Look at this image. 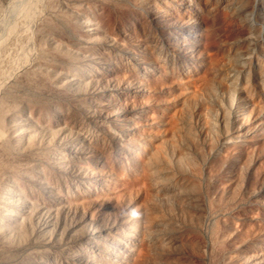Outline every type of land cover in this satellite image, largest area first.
<instances>
[{"label":"rangeland","instance_id":"1","mask_svg":"<svg viewBox=\"0 0 264 264\" xmlns=\"http://www.w3.org/2000/svg\"><path fill=\"white\" fill-rule=\"evenodd\" d=\"M3 2L1 3V4H3L2 6L4 7V8H7L6 7V5H8L9 3H11V2H13V0L11 1V2H9V0H2ZM47 1H48V3H47ZM45 3H44V7H45V5L47 6L46 8H43L42 6L43 5H41V6H38V7H40L41 9H38L39 10V12L37 11V15H36V17L32 20V22H30L29 23V28H27L28 29V32H29V34L31 35V37L27 40V41H29L30 43H28L27 41H23V43L24 44H22V41H20L19 42V45H24L23 47H22V45L21 46H19V51H18V56H17V54H16V56H15V54L14 53H16V52H14V53H12V54H10L9 56H7V57H5V58H3L2 59V61H3V63L1 64L0 63V65L2 66V68H3V70L0 68V70L1 71H3L4 73H5V75H0V80L2 79V82L3 83H5V84H10V85H5V87L7 88V90L8 89H10V88H13V85H14V82H16V81H19V79H20V81H19V84L17 85V87H15V88H13V89H11L10 91L8 90V91H6V89L4 90V91H2L5 87L4 86H2L3 85V83L2 84H0V102L1 101H3V100H6V101H8V102H6V104H8L7 105V114H6V119H4V128L3 127H0V131H3V133L5 134L4 136H5V138L7 139L8 138V140H11V136H12V133H13V130H14V128L15 127H18V128H20V127H22V130H23V128H24V130H28L27 132H30V130H31V132H34V134L35 133H37V134H41L40 136H41V138L44 140L45 139V141H46V143H44L43 142V144L41 145V147L39 148V150H37V152H35L33 155H30L29 153H28V150L26 149V147H25V145L24 146H20V145H16V148L18 147V149L19 150H17L19 153H17L18 154V156H19V158L17 159V157H15V156H12V155H10V156H8V155H3V154H1L0 153V165H2V168H0V217L2 218H0V264H78V256H80L77 252H79V251H77V249H76V247L78 248V246L80 247L81 246V248L84 246V245H88V247H89V245L90 244H88L87 242H89V241H91V237H92V239L95 237V238H105L104 236H106V232L107 233H109V236H111L112 237V239H111V245L113 244V243H115L116 244V242H114V240H113V238H114V236L115 237H117V238H119V237H122L123 236V234H124V231H125V233H126V230H129L130 228H131V218H132V216H135V214H136V212H138V209H139V203H138V197H137V199H136V197H135V195L133 194L134 193V191H136V189L135 188H132V186H130L129 185V187H127L126 185H114L115 184V180H117V178L118 179H120L121 178V174L119 175V170L117 171H115V170H113V171H111V169H109L108 167H104V160L106 159V157H104V156H106V154L104 153V152H102V150H99V149H95V146L93 147V139H94V137L95 138H102V136H104V135H113V138H106L107 136H104L103 137V139H105L106 140V142H107V144H106V142H105V140L103 141H101V143L102 142H104V147H107V146H109V149L111 150L112 149V152L114 153V151L116 152V153H118V151H119V153H120V150H118V149H120V146L121 145H125V146H129V144H130V141H131V144L134 142V141H138V139L139 140H142L143 139V137H144V135H145V133H146V130H144V133H142L141 135H140V133H141V131H143V129H147L148 128V126L150 125V118L149 117H151V116H149L150 115V113H153V111L151 110V111H149V110H147V116H146V111H143V110H141L140 108H138V107H136L137 105H135L136 104V102L134 101V100H137L138 98H139V88H140V84H141V86L144 84V83H148V82H150V84H151V81L153 82L157 77H155V79H154V76H157L158 75V77H162V80H163V82L164 81H166V82H164L167 86H168V84H171L170 83V81L172 82L173 81V79H171L172 77L170 76H168L169 74H171V75H173V71H172V69H170V66L173 68V63L174 64H177V68H174V69H176L175 71H174V73L175 72H177V73H181V77H183L182 78V80H180L181 82L183 81V83H186V85L188 84V83H191V81H195L196 80V83L197 84H195V82L193 83V88L192 89H194V90H191V92L192 91H197V89H198V93L197 92H195V93H197L196 95H198L197 97L199 98V97H201V99L205 102H202L201 100H200V98L198 99V98H196V99H198L197 101V104H194L196 107V109H194V107L193 108H191L192 106H194V105H192L190 108H188V109H190V111L192 112V111H194L193 113H191V112H189L188 110V118L191 116V114L193 115L192 117V119L191 118H189L191 121L192 120H194V122H193V129L195 130V132H194V134H195V136H196V134H197V136L195 137V143L193 144V145H191L190 143H187L188 141H185L187 144H186V147L184 148V144L182 143V145H184L183 146V149H184V154H186L185 152H187V154L186 155H188V153H190L188 156H190V157H192L193 159H194V157H195V159L193 160L194 161V164H195V162H196V160H197V166L198 167H200L199 168V170H202L201 171V173H202V176H200V177H202L203 178V180H201V185H202V187H201V192H203L204 191V189H205V191H204V196L203 197H205V196H207L208 194H205V192L206 193H208V189H210V196L212 197L211 199L213 200V199H215V198H217L218 200H219V198H220V192H218L217 190V192L216 191H214L215 190V188L217 187V186H219V183H218V181H217V177H215V175L213 174V173H215L217 176L220 174V175H222V176H220L219 175V177L220 178H222V181L223 182H225L224 180H226V182L227 183H231V179H230V177L229 176H227V171L225 170V169H223V168H227V164H226V166L225 167H223V168H221V170H220V167H219V165H217L220 161H218V157L220 158L221 157V155H223V154H227V156H228V152L226 153V151L228 150V149H225L228 145V142L225 140V139H223V138H227L228 136H224V132H222V131H220L221 129H220V127L218 126V122H219V120L218 119H220L219 117H220V115H221V113H219V117L218 116H214V114H211V108L213 109L214 108V106H216V107H218V103H217V101H211V93H210V91L208 92V90H207V88H205V87H207L206 85H208V83H206V85L204 84H202L201 82H199L198 83V81L197 80H199L200 78H202V76H201V74H199V73H201V69L200 68H203L202 66H203V64L202 63H198V60L199 59H202L203 60V55H201V53H200V51L201 50H203V47H204V44H205V46H206V42L203 40V38H202V36H201V34L203 35L204 34V31H202V30H205V27H204V23L202 24V22L201 21H203V18H202V15L203 14H205L204 12V10L202 9L203 7L201 6V4H202V2L204 3V1L203 0H201V2L200 1H198V0H194L197 4L196 5H200L201 7H199V5H198V7L202 10V12H201V10L198 8V7H194V6H196V5H194L195 3L193 2V0L191 1V0H188V2L187 1H185V0H176V1H178V2H176V1H173V0H167V2H166V0H150V1H152V2H149L148 1V3H147V1L146 0H144L142 3H144L145 1V4H147V6L145 5V4H138V3H141L140 1H142V0H136V3L135 4H137L135 7H134V5L135 4H133V2L135 1V0H126V2H123V3H125V4H128V2H129V4H131L133 7H130L131 9H133V11H134V15H135V17H140L141 16V19L140 20H142V18H145V20L143 19L142 21L143 22H145V23H147L146 25L147 26H149V27H147L145 24L143 25V22L142 21H139V18L137 19L138 21H136L135 20V22L133 21L132 23H129V25L128 24H126L125 25V27H123L124 29H122L121 30V28H119V26H118V23H117V21L119 22V20H120V18L119 17H121V14L118 12H115V10H114V12H113V10L111 9V10H109V8H108V6L106 7V5H102V6H100L101 4H102V2L103 1H106V0H47ZM50 1V2H49ZM62 3H61V2ZM72 1V2H71ZM108 2H118V4H122V1H124V0H107ZM106 1V2H107ZM155 1H158V2H155ZM163 1V2H162ZM181 1H183V2H181ZM84 2V3H83ZM87 2V3H86ZM169 2H171V4L172 3H175L173 6V8L171 9V10H168V12H169V14L167 15V17L166 16H163L162 14V9L163 10H166L164 7H167V5H170L169 4ZM179 2H181V3H179ZM186 2V3H185ZM206 2H207V0H206ZM64 3V4H63ZM81 3V4H80ZM152 5H151V4ZM155 3H157V4H155ZM164 3H166V4H164ZM194 3V4H193ZM67 4V5H66ZM87 4V6L85 7V5ZM89 4V5H88ZM90 4H92V5H90ZM96 4V5H95ZM5 5V6H4ZM50 5H52V6H50ZM66 5V6H65ZM81 5V6H80ZM139 5H140V7H139ZM143 5V7H141ZM158 5V6H157ZM159 5H161V6H159ZM59 6V7H58ZM70 6V7H69ZM72 6V7H71ZM73 6H74V8H73ZM95 6H97L98 8L97 9H95L96 7ZM155 6V7H154ZM181 6H182V8H181ZM9 7H10V4H9ZM51 7H53L51 10H50V8ZM56 8V10H55V8ZM63 7V8H62ZM68 7V8H67ZM90 7H93V8H91L90 9ZM95 7V8H94ZM100 7H102V13H100L99 11L101 10V8ZM103 7H106L107 9H105V8H103ZM158 7H160V8H158ZM61 8V9H60ZM80 8V9H79ZM88 8V9H87ZM146 8V9H145ZM197 8H198V10H197ZM75 9V10H74ZM83 9V10H82ZM94 9V10H93ZM100 9V10H99ZM106 10V12H105V10ZM135 9H138V10H135ZM161 9V12H159V10ZM175 9V10H174ZM177 9L179 10V11H177ZM184 9V10H183ZM187 9V10H186ZM52 11V12H50V11ZM69 10V11H68ZM81 10H82V12H81ZM140 10V11H139ZM144 10V11H143ZM146 10V11H145ZM183 10V11H182ZM189 10V11H188ZM58 11V12H57ZM93 11H95V12H93ZM104 11V12H103ZM143 11V12H142ZM173 11V12H172ZM175 11H177V12H175ZM180 11H182V12H180ZM74 12V13H73ZM96 12H98V13H96ZM110 12H112V13H117V14H115V15H117L118 16V14H119V16L117 17V18H115V15L113 16V14L111 15V17H107V14L109 15V13ZM142 13V14H140V13ZM152 12H153V15H152ZM187 12V13H186ZM192 12V13H191ZM194 12V13H193ZM40 13V14H39ZM50 13V14H49ZM67 13V14H66ZM88 13V14H87ZM95 13V14H94ZM104 13H106V14H104ZM146 15H145V14ZM156 13H157V15H156ZM161 15H160V14ZM176 13V14H175ZM179 13H182L181 15L179 14ZM44 14V15H43ZM54 14V15H53ZM59 14V15H58ZM64 15V17H66V18H68L69 17V19H72V25L71 24H68L67 25V27H66V23H69V22H66L65 23V21H62V19H61V23H59L60 22V19H59V22H57L58 20V18H59V16L60 17H62V15ZM74 14V15H73ZM91 14V15H90ZM93 14V15H92ZM98 14V15H97ZM138 14H140V15H138ZM175 16V17H172L173 15ZM178 14V15H177ZM193 14V15H192ZM196 14V15H195ZM202 14V15H201ZM246 14V13H245ZM247 14H249V12L247 13ZM246 14V15H247ZM67 15V16H66ZM84 15H86L87 17H89L90 18V16H91V18L89 19V18H87V17H85ZM96 15L98 16L97 18H95L96 17ZM101 15V17H102V21H101V18L99 17ZM103 15H106L105 17H107V19L106 18H104V16ZM138 15V16H137ZM143 15V16H142ZM149 15H151V16H149ZM169 15H172V16H169ZM180 15V16H179ZM185 15V16H184ZM187 15L190 17V15H191V19L189 18V17H187ZM206 15V14H205ZM205 15H203V16H205ZM246 15H243V16H246ZM250 15V14H249ZM248 15V16H249ZM46 16V17H45ZM49 16V17H48ZM74 16V17H73ZM95 16V17H94ZM153 16V17H152ZM168 16H169V18H168ZM177 16H179V17H177ZM184 16V17H183ZM198 16H200V17H198ZM38 17V18H37ZM41 18V21H40V18ZM149 17V18H148ZM165 17H166V19H165ZM250 17V18H249ZM248 18V20H250L251 19V15L249 16ZM37 18V19H36ZM51 18V19H50ZM76 18V19H75ZM95 18V20H93ZM99 18V19H98ZM117 19V20H115V19ZM173 18V19H172ZM175 18H176V20H175ZM188 18V19H187ZM202 18V19H201ZM245 18H247V16L245 17ZM48 19H50V21H52L53 23H55V25L54 26H56L57 28L55 29H50V30H48V29H46V30H44V31H42V33H41V29H42V27H43V22H45V20H47V21H49ZM54 21H53V20ZM82 19H84V20H82ZM103 19L105 20H108V22L105 20V24H104V22H103ZM111 19V20H110ZM156 19V21H154ZM172 19V20H171ZM179 19H181L180 20V22H177V21H179ZM184 19V20H183ZM201 19V20H200ZM10 20H12V19H10ZM57 20V21H56ZM100 22V24H99V22ZM153 20V21H152ZM166 20V21H165ZM172 22H171V21ZM200 20V21H199ZM56 21V22H55ZM71 21V20H70ZM96 21V22H95ZM116 23H115V22ZM150 21V22H149ZM159 21V22H158ZM95 22V23H94ZM101 22H103V24L101 23ZM156 22H158V23H156ZM161 22V23H160ZM170 22V23H169ZM204 22V21H203ZM33 23V24H32ZM43 23V24H42ZM58 23V25H56ZM65 23V24H64ZM81 23V24H80ZM98 25H97V24ZM115 23V24H114ZM154 23V24H153ZM165 23V24H164ZM167 23V24H166ZM180 23V24H179ZM200 23V24H199ZM232 23V22H231ZM235 25H237V24H240V23H235V22H233ZM231 24V26L233 25L234 26V24ZM35 24V25H34ZM62 24H64L63 25V27L62 26H60V25H62ZM91 24V25H90ZM109 24V25H108ZM131 24V25H130ZM135 24V25H134ZM206 24V23H205ZM242 24V25H241ZM240 24V26L239 25H237V26H235L238 30H239V32H238V30L234 27V31L233 30H231V31H233L234 33V35L233 34H230V36H229V38L226 40V38H224L227 42H229L230 44H228L227 46H228V49H229V51H230V53H229V51L227 50V52H228V54H230L231 56H236V58H234V60L236 61L237 59V61H236V63L238 62L239 64L241 63V65H240V68L238 67L237 69H240V70H236L237 72H235L234 71V69L232 68V69H226L225 70V72L226 73H228V75L229 76H227L228 78H229V80H230V83H231V81H233L234 83H236L237 84V86H234L233 87V82L229 85L228 83V86L230 87H228L227 86V88H229V90L226 88V87H222V89L224 88V90H222L223 92H229L230 91V93L232 92L233 93V89H234V91H235V93H233V94H235L236 95V98H235V95L233 96V94L231 93H228V94H230L231 95V97L232 98H230L229 97V100H228V94H227V96L226 97H221V94H222V91H220L221 89V87L219 88V87H217V91H218V94L220 93V97L222 98V100L223 101H221L222 103L221 104H223L222 106L225 108H227L228 110H230V113H231V117H233V119H235V117L237 116L236 115V113H237V111H236V109L238 108L237 106L238 105H236V104H239L240 102H242V94H241V91H242V93L243 94H248L249 95V93L251 92L252 93V91H253V94L252 95H254V97H252L251 98V96L249 97V99H254V100H251V102H255L256 100V102L258 103V105L262 108V106H263V108H264V92H262V91H264V88H263V86L262 85H264V82L262 83V84H260L259 82L260 81H262V80H264V77L263 76H261V75H257V70L260 68V66L262 67V70L264 69V54L262 53V51H264V42L263 43H250L249 42V44L247 43L249 40H247V39H245L244 37L246 36V33H250L251 31L250 30H248L247 28L248 27H244V25H243V23H241ZM78 25V26H77ZM86 25V26H85ZM116 25V26H115ZM138 25H141V26H138ZM159 25V26H158ZM185 25V26H184ZM201 25H203V26H201ZM36 26V27H35ZM60 28H59V27ZM70 26V27H69ZM74 26V27H73ZM91 28H90V27ZM102 26V27H101ZM129 26H131V27H129ZM133 26V27H132ZM144 26H145V29H146V31H148V32H146V33H144L145 32V29H144ZM157 26V27H156ZM229 21H228V29H232L233 27H231L230 26V28H229ZM239 26V27H238ZM27 27H28V25H27ZM38 27H40V28H38ZM68 27H69V29H68ZM73 27V28H72ZM80 27V28H79ZM89 27V28H88ZM104 27V28H103ZM109 27H110V29L112 28L113 29V31H112V29L110 30L109 29ZM118 27V28H117ZM126 27H128V28H126ZM136 27H137V29H136ZM140 27V28H139ZM192 27V28H191ZM38 28V29H37ZM66 28V29H65ZM71 28V29H70ZM76 28V29H75ZM107 28V29H106ZM130 28V29H129ZM138 28H139V30H138ZM152 28H154V29H152ZM178 28V29H177ZM183 28V29H182ZM187 28H190V30L188 29L187 30ZM200 28H201V30H200ZM242 28H244L243 30H245V31H243L242 30ZM29 29H30V31H29ZM32 29V30H31ZM40 29V30H39ZM102 29H104V30H102ZM120 29V30H119ZM174 29V30H173ZM181 29V30H180ZM240 29L242 30V31H240ZM39 30V31H38ZM63 30V31H62ZM82 30V31H81ZM92 30V31H91ZM109 30V31H108ZM115 30V31H114ZM118 30V31H117ZM129 30V31H128ZM141 30H143V31H141ZM150 30V31H149ZM153 30V31H152ZM157 30V31H156ZM167 30V32H165ZM170 32H169V31ZM173 30V31H172ZM183 30V31H182ZM186 30V31H185ZM192 30V32H190ZM37 31H38V33H37ZM57 31V32H56ZM71 31V32H70ZM75 31V32H74ZM105 31H108V33L106 32L105 33ZM112 31V32H111ZM122 31V32H121ZM126 31V32H125ZM134 33H133V32ZM136 31V32H135ZM140 33H139V32ZM161 33H160V32ZM190 33H189V32ZM194 31V32H193ZM237 31V32H236ZM249 31V32H248ZM2 32V30L0 31V33ZM40 32V33H39ZM49 32V33H48ZM55 34H54V33ZM73 32V33H72ZM79 32L81 33V34H79ZM83 32H85L86 34H89V35H86L85 33H83ZM93 32H95V33H93ZM115 32H117L116 34L118 35H114V33ZM156 32V33H155ZM165 32V33H164ZM172 32V33H171ZM176 32V33H175ZM178 32V33H177ZM199 32V33H198ZM229 32H230V30H229ZM242 32H244V33H242ZM103 33V34H102ZM130 33V34H129ZM152 33H154L153 35H157V36H153L152 35ZM159 33L161 34L160 36H159ZM163 33V34H162ZM169 33H171L172 35H174V36H172V35H170ZM181 33L183 34V35H185L184 37H183V35H181ZM242 33V34H241ZM36 36H35V35ZM57 34V35H56ZM67 34V35H66ZM92 34V35H91ZM129 34V35H128ZM137 34V35H136ZM141 34V35H140ZM147 34H151V36H153V37H151L150 35H147ZM181 36H180V35ZM237 34V35H236ZM40 35V36H39ZM44 35H46V36H48V37H46V36H44ZM85 35V36H84ZM91 35V36H90ZM99 35V36H98ZM113 35V36H112ZM139 35V38L137 37ZM143 35V36H142ZM200 35V36H199ZM229 35V34H228ZM228 35H224V36H228ZM236 35V36H235ZM241 35V36H240ZM34 37V39H32L33 37ZM43 36V37H42ZM60 36V37H59ZM83 36V37H82ZM87 36V37H86ZM94 36V37H93ZM97 36V37H96ZM121 38H123V39H120V37ZM125 36H127V37H125ZM134 36L136 37V38H134ZM141 36H142V39H141ZM145 36V37H144ZM146 36L149 38V41H148V43H147V40L146 41H144V39H148V38H146ZM160 37L159 39L158 38H156V37ZM163 36V37H162ZM169 36V37H168ZM177 37V39H176V37ZM232 36H233V38H232ZM238 36H240V37H238ZM243 36V37H242ZM70 37H72V38H70ZM82 37V38H81ZM85 37V38H84ZM96 37V38H95ZM113 37V38H112ZM116 37V38H115ZM119 37V38H118ZM129 37V38H128ZM183 37V38H182ZM221 37H223V35L221 36ZM235 37V38H234ZM236 37H238L240 40L238 41V38H236ZM39 38V39H38ZM54 38V39H53ZM58 38V39H57ZM94 38V39H93ZM129 40H128V39ZM144 38V39H143ZM151 38H153L152 40H151ZM167 40H166V39ZM184 38H186L185 40H184ZM202 38V39H201ZM44 39H45V41H44ZM74 39H76V40H74ZM114 39H116V40H114ZM125 39V40H124ZM155 39V40H154ZM180 39H183V41H181ZM187 39H189V40H187ZM193 39V40H192ZM195 39V40H194ZM198 39V42L196 41ZM223 39V38H222ZM231 39V40H230ZM234 39H235V41H234ZM245 39V40H244ZM81 40V41H80ZM157 40V41H156ZM177 40H180V41H177ZM205 42H203V41ZM220 40V38L218 39V41ZM225 40L223 41V42H225ZM233 40V41H232ZM38 41V42H37ZM47 41V42H46ZM50 41V42H49ZM59 41V42H58ZM67 42L66 44H65V42ZM72 41V42H71ZM74 41V42H73ZM78 41H80V43L78 42ZM117 41V42H116ZM121 43H120V42ZM124 41H125V43H124ZM130 41H131V43H130ZM154 41H155V43H154ZM167 41H169V42H167ZM188 41V42H187ZM190 41V42H189ZM199 41H200V43H199ZM222 41V40H221ZM233 43H232V42ZM27 42V43H26ZM40 42V43H39ZM108 42V43H107ZM150 42H151V44H150ZM153 42V43H152ZM157 42H158V44H157ZM161 42V43H160ZM166 42V43H165ZM180 42V43H179ZM192 42V44H190ZM196 42V43H195ZM217 42V41H216ZM235 42V43H234ZM33 43V44H32ZM62 43H64V44H62ZM90 43V44H89ZM116 43V44H115ZM128 45H127V44ZM136 43V44H135ZM139 43V44H138ZM147 43V44H146ZM198 43V44H197ZM204 43V44H203ZM232 43V44H231ZM243 43H245V44H243ZM31 44V45H30ZM34 44H35V46H34ZM55 44V45H54ZM102 44H103V46H102ZM143 44V45H142ZM148 44H149V46H148ZM154 44H156V45H154ZM160 44L162 45V46H160ZM199 44H200V46H199ZM208 44H209V46H210V43L208 42ZM239 46H238V45ZM251 44L252 45H254V46H251ZM262 44V45H261ZM37 45V46H36ZM67 45V46H66ZM70 45V46H69ZM98 45V46H97ZM108 45V46H107ZM115 45V46H114ZM123 45H127V47L126 46H123ZM147 45V46H146ZM151 45H153V47L151 46ZM159 47H158V46ZM236 45V47L238 46V47H240V48H236V47H234ZM240 45H242V47L240 46ZM251 46V48H250V46ZM258 45V46H257ZM10 46H12V44L10 45ZM31 46V47H30ZM40 46V47H39ZM45 46V47H44ZM47 46V47H46ZM89 46V47H88ZM95 46V47H94ZM131 46H134V47H131ZM135 46H136V48H135ZM141 46V47H140ZM171 46V47H170ZM230 46H232L233 48H231ZM246 46H249L248 48L246 47ZM22 47V48H21ZM36 47V48H35ZM53 47V48H52ZM71 47V48H70ZM75 47V48H74ZM78 47V48H77ZM80 47V48H79ZM83 47V48H82ZM86 47V48H85ZM94 47V48H93ZM97 47V48H96ZM112 50H110L109 48ZM130 47V48H129ZM148 47V48H147ZM158 47V48H157ZM175 47V49H172V48H174ZM188 47H193L192 48V50L191 49H189ZM201 47V48H200ZM23 48H25V50H23L24 52H20V50H22ZM28 48V49H27ZM88 48H90V50H88ZM98 48L100 49V50H98ZM106 48H107V50H106ZM131 48H132V50H131ZM134 48V49H133ZM138 48V49H137ZM144 48V49H143ZM149 48H152V49H150L149 50ZM158 49L157 51H159V55H161V53L163 54V56H165V57H163L162 55H161V57H159V55L157 56V54H155V52H151V51H154L153 49ZM161 48V49H160ZM162 48H163V51L164 52H162ZM166 48V49H165ZM238 49L237 50V52H235L234 50H236V49ZM245 49V50H242V52L240 51L241 49ZM255 48H256V50H255ZM258 48V49H257ZM262 48H263V50H262ZM7 49H10V47H8ZM32 49V50H31ZM39 49V50H38ZM42 49H43V51H42ZM58 49V50H57ZM66 49V50H65ZM72 49V50H71ZM78 49L80 50V51H78ZM102 49H104V50H102ZM136 49V51L134 52V50ZM155 49V50H156ZM161 51H160V50ZM182 49V50H181ZM186 49H187V51H186ZM199 49H201V50H199ZM232 49V50H231ZM248 49V50H247ZM251 49V50H250ZM83 50V51H82ZM96 50H98V51H96ZM105 50L108 52V53H110V56H109V54H107L106 52H105ZM109 50V51H108ZM116 52H115V51ZM126 50V51H125ZM142 50V51H141ZM146 50V51H145ZM149 50V51H148ZM194 50V51H193ZM199 50V51H198ZM247 50V51H246ZM250 50V51H249ZM253 50H255V51H253ZM25 51H26V53H25ZM75 51V52H74ZM82 51V52H81ZM99 51L101 52V53H99ZM111 51V52H110ZM120 51V52H119ZM131 51V52H130ZM140 51V52H139ZM165 51H167V52H165ZM178 51V52H177ZM186 51V52H185ZM191 51V52H190ZM196 51H198L197 53L198 54H196ZM233 51V52H232ZM245 51L247 52V53H249V55L247 54V53H245ZM42 52H43V55H45L43 58L41 57V55H40V53L42 54ZM44 52H46V53H44ZM88 52V53H87ZM93 52V53H92ZM97 52H98V54H97ZM114 52H115V54H114ZM147 52H149V53H147ZM185 52V53H184ZM192 52H193V54H192ZM251 52V53H250ZM253 52H255V53H253ZM30 53V54H29ZM39 53V54H38ZM66 53V54H65ZM84 53H86V54H84ZM92 53V54H91ZM97 55H96V54ZM119 53H121V54H119ZM131 53V54H130ZM136 53V54H135ZM152 53H154V54H152ZM157 53V52H156ZM165 53V54H164ZM173 53V54H172ZM174 53H175V55H174ZM211 53V51L209 52V54ZM217 53V52H216ZM14 54V55H13ZM22 54H24L27 58H26V60H23L22 58L24 57V55H22ZM61 56H60V55ZM89 54V55H88ZM108 56H107V55ZM140 54H142V55H140ZM166 54H169L168 56L166 55ZM218 55H219V53H217ZM235 54V55H234ZM252 54V55H251ZM22 55V56H21ZM35 55H37V57H35ZM40 55V58H38V56ZM64 55V56H63ZM68 55V56H67ZM73 55V56H72ZM90 55H92V56H90ZM99 55V56H98ZM101 55H102V57H101ZM106 55V56H105ZM115 55H116V57H115ZM129 55V56H128ZM131 55H132V57H131ZM135 55V56H134ZM139 55V56H138ZM148 55V56H147ZM153 55H154V57H153ZM173 56V58H172V56ZM189 55V56H188ZM196 55H199L198 57H199V59H197V56ZM201 55V56H200ZM211 55V54H210ZM217 55V57H218V59H219V61L218 62H220V60L222 61V59H220V56H222L221 55V53H220V56H218ZM239 55V56H238ZM244 55V56H243ZM251 55V56H250ZM22 58H21V57ZM72 56V57H71ZM119 56V57H118ZM134 56V57H133ZM139 58H138V57ZM144 56H146V58L144 57ZM151 56V57H150ZM168 58H167V57ZM178 56V57H177ZM231 56H229L230 57V60H231ZM241 56H243L241 59H239ZM248 57V59L247 58H245V57ZM259 56V57H258ZM8 57H9V62L12 64V62L14 61V59L16 60L18 57H20L19 58V60H21V62L22 63H20V65H18V64H16V65H14V69H13V66L8 62ZM11 57V58H10ZM14 57H16V58H14ZM49 57V58H48ZM61 57V58H60ZM75 59H74V58ZM108 57V58H107ZM115 57V58H114ZM121 57V58H120ZM125 57V58H124ZM136 57V58H135ZM149 57V58H148ZM157 57H159V59L157 58ZM174 57H175V59H174ZM185 57V58H184ZM196 57V58H195ZM201 57V58H200ZM239 57V58H238ZM7 58V59H6ZM12 58H14V59H12ZM29 58H30V60H29ZM35 58H36V60H35ZM38 58V59H37ZM42 58V59H41ZM45 58H48L50 61H52L51 62V64L54 66V65H56V66H54V67H52V68H49L50 66H47L46 65V63H45ZM65 58V59H64ZM95 60H94V59ZM97 58V59H96ZM106 58V59H105ZM112 58V59H111ZM135 58V59H134ZM145 58V59H144ZM153 60H152V59ZM165 58H167L168 59V61H167V59H165ZM170 58H171V60H170ZM176 58L178 59L177 61H174V60H176ZM222 58V57H221ZM256 58H258L259 59V61L258 60H256ZM48 59H46L47 60V62L49 63L50 61H48ZM51 59H53V60H51ZM56 59V60H55ZM58 59V60H57ZM109 59V60H108ZM111 59V60H110ZM117 59V60H116ZM119 59V60H118ZM121 59H123V60H121ZM127 59V60H126ZM158 59V60H157ZM174 59V60H173ZM182 59H184L183 61H181ZM232 59H233V57H232ZM244 59V60H243ZM249 59H250V61H249ZM23 60V61H22ZM30 61V62H28V63H26L27 61ZM41 60H43V61H40ZM121 60V61H120ZM133 60V61H132ZM146 60V61H145ZM153 62H152V61ZM156 60L157 61H159L161 64H162V66L160 65V63L157 65V63H156ZM166 60V61H165ZM171 62H170V61ZM195 60V61H194ZM233 60V61H234ZM240 60H242L241 62H240ZM253 60V61H252ZM255 60V61H254ZM263 60V61H262ZM1 61V62H2ZM5 61H7V63L5 62ZM116 61V62H115ZM122 61H123V63H122ZM125 61H127V62H125ZM166 62V64H165V62ZM180 61V62H179ZM193 61H194V63H193ZM234 61V62H235ZM243 61H246V62H243ZM257 61H258V64L257 65H259V66H255L256 65V63H257ZM261 61V62H260ZM37 62V63H36ZM67 62V63H66ZM91 62V63H90ZM101 62V63H100ZM104 62V63H103ZM125 62V63H124ZM128 62H129V64H128ZM132 62V63H131ZM168 62V63H167ZM178 62V63H177ZM186 62V64H184ZM223 62V61H222ZM233 62V63H234ZM249 62V63H248ZM259 62L261 63V65L259 64ZM23 63H24V65H23ZM36 63V64H35ZM40 63V64H39ZM41 63H43V65H44V67H42L43 65L41 64ZM54 63V64H53ZM60 63V64H59ZM65 63V64H64ZM88 63V64H87ZM90 63V64H89ZM146 63V64H145ZM149 63V64H148ZM151 63H152V66H151ZM188 63V64H187ZM190 63V64H189ZM193 64V67H192V64ZM196 63H198V66L196 65ZM247 63V66L245 65V64ZM6 64H7V66H6ZM12 66V69H11V67L9 66ZM22 64V65H21ZM30 64V65H29ZM38 64V65H37ZM82 64V65H81ZM96 64V65H95ZM131 64V65H130ZM136 64V66H134V65ZM142 64H144V65H142ZM148 64V65H147ZM169 64V65H168ZM179 64H181V65H179ZM182 64H184V65H182ZM232 64V63H231ZM6 66V67H4V66ZM42 65V66H41ZM45 65L47 66V71H45L44 69H42V68H45ZM57 65H59V66H57ZM60 65H62V69L63 70H61V68L59 69V67H60ZM68 65H70V67L68 66ZM77 65V66H76ZM82 66L84 69H85V71H84V69H81V68H79V66ZM87 65V66H86ZM89 65V66H88ZM100 65V66H99ZM107 65H108V67H107ZM117 65V66H116ZM121 65H124V67L123 66H121ZM147 65V66H146ZM156 67H155V66ZM167 65L169 66V69H170V73H168L169 72V69H168V72L166 73V69L168 68L167 67ZM196 65V66H195ZM199 65H200V67H199ZM202 65V66H201ZM0 66V67H1ZM10 68H9V67ZM16 66V67H15ZM19 66V68H17ZM26 66V67H25ZM39 66V67H38ZM67 68H66V67ZM76 66V67H75ZM85 66V67H84ZM91 66V67H90ZM93 66V67H92ZM94 66H97V68L96 67H94ZM99 66V67H98ZM106 66V67H105ZM113 67V69H115L113 72H112V67ZM116 66V67H115ZM131 67L130 68V70H129V67ZM132 66H134L133 68H132ZM145 66V67H144ZM150 66V67H149ZM160 66L163 68V72H164V68H166L165 70V74H163V72L161 73V74H163L162 76H161V74H160V72H161V69L162 68H160ZM166 66V67H165ZM175 66V65H174ZM185 66H187V68H191V69H189L190 71H192V72H194V73H190V71L189 70H186V67ZM189 66V67H188ZM241 66H246L245 68L246 69H244V68H242ZM249 66V67H248ZM252 66V67H251ZM9 69H8V68ZM28 67V68H27ZM58 67V68H57ZM65 69H64V68ZM75 67V68H74ZM88 67V68H87ZM115 67V68H114ZM118 67H120L121 69H122V71H121V69H119ZM126 67H128V68H126ZM176 67V66H175ZM184 67V68H183ZM255 67V68H254ZM21 68H22V70H21ZM33 68V69H32ZM40 68V69H39ZM70 68V69H69ZM77 68V69H76ZM80 70H79V69ZM87 68V69H86ZM89 68H92V69H90L89 70ZM93 68H95V69H93ZM103 68L105 69L104 71H103ZM109 68H111V69H109ZM139 68V69H138ZM145 68H147V69H145ZM150 68V69H149ZM251 68V69H250ZM258 68V69H257ZM6 69V70H5ZM8 69V70H7ZM24 69V70H23ZM25 69H27V70H25ZM35 69V70H34ZM56 69V70H55ZM72 69V70H71ZM75 69V70H74ZM99 69H101V70H99ZM109 69V70H108ZM118 69V70H117ZM144 69V70H143ZM155 69H156V71H155ZM158 69V70H157ZM180 69H182V70H180ZM186 70V71H184V70ZM196 69V70H195ZM199 69H200V71H199ZM247 69H249V70H251V71H249L250 72V76H251V78H250V76H249V72H247L248 70ZM255 69V70H254ZM257 69V70H256ZM18 70V71H17ZM84 71V73H83V71ZM86 70H88V72H93L94 71V73H88V74H85V73H87V71ZM131 70H132V72H131ZM134 70V71H133ZM136 70L138 71V72H136ZM146 70V71H145ZM150 70H151V72H150ZM152 70H153V73H152ZM179 70V71H178ZM193 70H195V71H193ZM198 70V71H197ZM245 72H244V71ZM262 70L261 71H259L258 72V74L259 73H261L262 72ZM6 71V72H5ZM7 71L9 72V73H7ZM17 72V74H16V72ZM25 71V72H24ZM32 71V72H31ZM34 71V72H33ZM65 71V72H64ZM66 71H68V72H66ZM72 71H74V72H72ZM82 71V73L80 74V72ZM101 72V73H97V72ZM125 71V72H124ZM129 71V72H128ZM158 71V72H157ZM172 71V72H171ZM181 71V72H180ZM183 71H184V73H183ZM188 71H189V73H188ZM240 71H241V73H240ZM264 71V70H263ZM21 74H20V73ZM33 73V74H35V72H36V74L37 73H39L37 76L38 77H36V74H35V80H36V82H37V84H36V82H35V86H38V90L36 89V90H34V88H36V87H27L25 84H23L22 82H21V80L24 78V77H26V76H28L29 74H31V73ZM40 72H41V74H40ZM70 72V73H69ZM75 72H79V73H75ZM96 72V73H95ZM117 72V73H116ZM121 72H123V73H121ZM156 72V73H155ZM188 73V75H187V73ZM232 72V73H231ZM245 74H244V73ZM12 73V74H11ZM25 73V74H24ZM72 73V74H71ZM74 73H75V75H74ZM107 73H108V75H107ZM118 73H120V74H118ZM127 75H126V74ZM137 73H138V75H137ZM142 73V74H141ZM158 73V74H157ZM177 73H176V75H177ZM184 75H183V74ZM186 73V74H185ZM198 74V75H196V74ZM225 73V74H226ZM230 73L232 74V76H233V78L235 79H233V80H231L232 78H230L231 77V75H230ZM7 74V75H6ZM9 74H10V76H9ZM60 74V75H59ZM71 74V75H70ZM77 74V75H76ZM94 74L96 75V76H94ZM104 74H105V77L103 78V76H104ZM114 74V75H113ZM117 74V75H116ZM129 74V75H128ZM133 74V75H132ZM151 74V75H150ZM154 74V75H153ZM155 74H157V75H155ZM166 74H168L167 76L169 77V79L167 78L166 79ZM191 74V75H190ZM235 74V75H234ZM236 74H238L239 75V77L236 75ZM248 74V75H247ZM253 74V75H252ZM16 77H15V76ZM18 75H19V77H18ZM26 75V76H25ZM45 75V76H44ZM68 75V76H67ZM74 75V76H73ZM80 76V77H77V76ZM82 75H86L85 76V78L82 76ZM87 75H88V77H87ZM90 75V76H89ZM99 75V76H98ZM100 75H103V76H100ZM119 75V76H118ZM126 75V76H125ZM143 75V76H142ZM153 75V76H152ZM160 75V76H159ZM175 75V74H174ZM175 75V76H176ZM185 75H187L189 78H192V79H190V80H188L187 81V79H186V77H185ZM194 76V77H190V76ZM241 75H243V77L241 76ZM263 75V74H262ZM3 76H5L4 78H3ZM9 76V77H8ZM83 77V79H82V77ZM123 76V77H122ZM132 76V77H131ZM142 76V77H141ZM144 76H146V77H144ZM164 76V77H163ZM178 76H180V74L178 75ZM199 77L198 79H197V77ZM237 76V77H236ZM257 76V77H256ZM259 76H261V78H259L260 79V81H259V79H258V77ZM64 77V78H63ZM67 77V78H66ZM95 77V78H94ZM113 77V78H112ZM118 77V78H117ZM141 77V78H140ZM153 77V78H152ZM174 77V76H173ZM177 77V76H176ZM175 77V78H176ZM219 77V76H218ZM226 77V76H225ZM241 77V79L240 80H238L239 78ZM246 77L248 78L247 79V81H246ZM22 78V79H21ZM40 78V79H39ZM54 80H53V79ZM60 78V79H59ZM81 78V79H80ZM86 78H88V80L86 79ZM143 78V79H142ZM146 78V79H145ZM163 78H165V79H163ZM188 78V79H189ZM243 78H244V81H243ZM258 79V81H256V79ZM3 79L5 80V81H3ZM8 79V80H7ZM62 79V80H61ZM98 79V80H97ZM119 79V80H118ZM130 79V80H129ZM151 81H150V80ZM185 79H186V82H185ZM226 80H228L227 78H225ZM251 79V80H250ZM262 79V80H261ZM13 81L14 80V82H12V83H8L9 81ZM16 80V81H15ZM39 82H38V81ZM43 80L44 81H47L50 85H51V90L49 91V88H48V90L46 89V90H42L40 87H42V84H43ZM49 80V81H48ZM75 80V81H74ZM81 80H82V82H81ZM140 80V81H139ZM143 80V81H142ZM145 80V81H144ZM149 80V81H148ZM202 81H203V79H201ZM228 80V81H229ZM236 80L239 82H236ZM79 81V82H78ZM127 81V82H126ZM175 81V80H174ZM227 81V82H228ZM241 81V82H240ZM246 81V82H245ZM21 82V83H20ZM65 82V83H64ZM76 82V83H75ZM137 82V83H136ZM144 82V83H143ZM188 82V83H187ZM244 82V83H243ZM0 83H1V81H0ZM39 83H41V84H39ZM52 83V84H51ZM54 83H57V84H55L54 85ZM60 83V84H59ZM168 83V84H167ZM192 83H191V85L190 86H192ZM211 83V82H210ZM245 83H247V85L245 86ZM251 84V87L250 88H248L249 87V85ZM39 84V85H38ZM164 84V85H165ZM176 84V86H177V82L175 83V82H172V85L173 86H171V85H169L168 87L167 86H165L166 88H165V96H168L167 94H169V96L167 97L168 99L171 97L170 95L171 94H173L176 98H179V97H183V95L186 93L187 94V92H189V89L188 88H190V86L188 87V88H186V87H184V88H186V90H184L183 89V87L181 86V90H183L182 92H184V91H186V92H184V93H182L183 95H181V91L180 90H178L177 91V89H179V88H174V85ZM195 84V85H194ZM198 84L200 85V87L198 88ZM239 84V85H238ZM255 85V86H252V85ZM23 85V86H22ZM41 85V86H40ZM53 85V86H52ZM79 85V86H78ZM189 85V84H188ZM204 86V89H206V90H202V89H200V88H202L203 86ZM241 85L243 86L244 85V87H245V91L243 90V88L241 87ZM259 85V86H258ZM260 85L262 86V88L260 87ZM78 88H77V87ZM175 86V87H176ZM196 86V87H195ZM202 86V87H201ZM248 86V87H247ZM3 87V89H1ZM10 87V88H9ZM88 87V88H87ZM94 87V88H93ZM119 87V88H118ZM135 87V88H134ZM170 87V88H169ZM179 87V86H178ZM196 89H195V88ZM232 87V88H231ZM235 87H237V88H235ZM240 87V88H239ZM254 89H253V88ZM260 87V88H259ZM28 88V89H27ZM65 88V89H64ZM86 88V89H85ZM225 88L227 89V90H225ZM248 88V89H247ZM253 90H252V89ZM105 89V90H104ZM109 89H111V90H109ZM116 89V90H115ZM123 89H124V91H123ZM128 89H130L129 91H128ZM172 90L171 92H173V91H175L176 92V94H177V96H176V94L175 93H167V92H169V91H166V90ZM175 89V90H174ZM188 89V90H187ZM220 89V90H219ZM232 89V90H231ZM251 91H250V90ZM261 91H260V90ZM40 90H41V92H40ZM66 90V91H65ZM136 90V91H135ZM250 91V92H248V91ZM257 92H256V91ZM18 91V92H17ZM26 93H25V92ZM33 91V92H32ZM36 91V92H35ZM46 91V92H45ZM90 91V92H89ZM98 91V92H97ZM150 90L148 89L147 90V92L145 91V93H143L144 95L147 93V95H145V97L146 98H150L151 96H152V91H151V93H149V94H151L150 96H149V94H148V92H149ZM179 91H180V96L178 95V93H179ZM199 91H200V93H199ZM205 91V92H204ZM206 91H207V93H206ZM254 91H255V93H254ZM261 93H260V92ZM11 92V93H10ZM21 92V93H20ZM48 92V93H47ZM51 92V93H50ZM57 92V93H56ZM67 92V93H66ZM112 92V93H111ZM126 92V93H125ZM130 92V93H129ZM144 92V91H143ZM8 93L10 94V97L8 96H5V98H4V96H3V94L4 95H8ZM36 93V94H35ZM39 93V94H38ZM45 93H47V94H45ZM68 93H70V94H68ZM90 93V94H89ZM98 93V94H97ZM105 93V94H104ZM116 93V94H115ZM118 93L120 94L119 96H118ZM125 94V95H123V94ZM129 93V94H128ZM133 93V94H132ZM138 93V94H137ZM190 93V92H189ZM194 93V92H193ZM195 93H194V95H195ZM203 93V94H202ZM258 93V95L257 96H259V97H262V101H260L261 99L259 98V97H257L255 94H257ZM29 94V95H28ZM33 94V95H32ZM64 94V95H63ZM66 94V95H65ZM82 94V95H81ZM102 94V95H101ZM111 94V95H110ZM135 94V95H134ZM207 96H206V95ZM209 94H210V96H209ZM241 94V99H240V97H239V95ZM40 95H41V97H40ZM43 95V96H42ZM97 95V96H96ZM101 95V97H99ZM106 95V96H105ZM110 95V96H109ZM116 95V96H115ZM130 97H129V96ZM172 95V96H173ZM190 95H192L193 96V94L192 93H190ZM195 95V96H196ZM200 95V96H199ZM203 97H202V96ZM229 95V96H230ZM39 96V97H38ZM56 96V97H55ZM57 96H59V97H57ZM74 96V97H73ZM82 96V97H81ZM108 96V97H107ZM112 96V100H111V97ZM133 96V97H132ZM137 96V97H136ZM149 96V97H148ZM173 96V99L171 98V101H175V97ZM30 97H31V99H30ZM37 97V98H36ZM73 99H72V98ZM91 97V98H90ZM116 99H115V98ZM123 97V98H122ZM129 97V98H128ZM234 97V98H233ZM239 97V98H238ZM244 97V96H243ZM258 99H257V98ZM2 98V99H1ZM25 98V99H24ZM35 98H36V100L38 99L39 101H41V103L48 109V110H46V112H44V113H40V111L38 112L37 111V108L39 107L38 105H35V103H34V100H35ZM46 98H48V99H46ZM61 98V99H60ZM89 98V99H88ZM93 98H98V99H96V101H95V99H93ZM100 98V99H99ZM118 98V99H117ZM131 98V99H130ZM134 98V100H132ZM136 98V99H135ZM166 98V99H167ZM180 98V99H181ZM204 98V99H203ZM239 100H238V99ZM19 99V100H18ZM69 99V100H68ZM80 99V100H79ZM123 99V100H122ZM167 99V100H168ZM206 99H207V102H206ZM208 99H210V100H208ZM234 99H236V100H234ZM23 100V101H22ZM26 100V101H25ZM45 100V101H44ZM57 100V101H56ZM86 100V101H85ZM108 100H109V103H106V102H108ZM114 100V101H113ZM132 100V101H131ZM170 100V99H169ZM177 100H179V99H177ZM176 100V101H177ZM230 100H231V102H233V103H230ZM233 100V101H232ZM73 101V102H72ZM100 101V102H99ZM122 101V102H121ZM124 101V102H123ZM129 103H128V102ZM131 101V102H130ZM149 101H150V99H149ZM200 101L202 102V103H204L205 104V107L207 106V107H211L209 110H208V108L206 109V108H204V104H202V103H200ZM211 101V102H210ZM25 102V103H24ZM63 104H62V103ZM65 102V103H64ZM82 102V103H81ZM216 102V103H215ZM219 102V101H218ZM255 102V103H256ZM261 102V103H260ZM16 103V104H15ZM27 103V104H26ZM34 103V104H33ZM68 103V104H67ZM127 103V104H126ZM135 103V104H134ZM150 103H152L151 101H150ZM210 103V104H209ZM212 103V104H211ZM215 103V104H214ZM226 103V104H225ZM229 103V105H227ZM256 103V104H257ZM33 104V105H32ZM60 104H61V106H60ZM71 104V105H70ZM95 104V105H94ZM111 104V105H110ZM207 104V105H206ZM210 106H209V105ZM213 104H214V106H213ZM220 104V103H219ZM231 104H232V106H231ZM255 104V105H256ZM24 105V106H23ZM65 105V106H64ZM68 105V106H67ZM76 105V106H75ZM90 105V106H89ZM105 105V106H104ZM118 105H121V107L119 108L118 107ZM203 105V106H202ZM225 105V106H224ZM15 106V107H14ZM18 106V107H17ZM38 106V107H37ZM52 107V109H49V108H51ZM55 106H57V107H55ZM58 106H60L59 108H58ZM71 106H73L72 108H70ZM85 106V107H84ZM87 106H89V107H87ZM96 106V107H95ZM126 106H128V107H126ZM153 106L154 105H152V107L150 108V109H153ZM229 106V107H228ZM230 106H231V108H230ZM24 107V108H23ZM27 107H29V110H28V108ZM37 107V108H36ZM63 107H66V109L64 110L63 109ZM67 107H69V109H67ZM87 107V108H86ZM115 107V108H114ZM150 107V106H149ZM149 107H147V109L149 108ZM155 107V106H154ZM235 108V109H233V108ZM259 107V108H260ZM22 108V109H21ZM35 108V109H34ZM55 108V109H54ZM82 108V109H81ZM88 108H89V110H88ZM95 108H97V109H95ZM101 108V109H100ZM135 108V109H134ZM136 108H137V110H136ZM199 108H203L202 110H204V111H202V110H199ZM225 108V109H226ZM260 108V109H261ZM262 108V112H264V109ZM30 109H32V110H34L33 112H32V110H30ZM62 109V110H61ZM71 109V110H70ZM73 109V110H72ZM130 109V110H129ZM155 109V108H154ZM206 109V110H205ZM218 109V108H217ZM232 109V110H231ZM39 110V109H38ZM60 110V111H59ZM64 110V111H63ZM66 110H67V112H66ZM68 110H69V112H68ZM79 110V111H78ZM97 110V111H96ZM100 110V111H99ZM140 110H141V112H140ZM198 110V112L201 114H197V115H195L196 113H198V112H196ZM213 110H216L215 108L213 109ZM19 111H21V112H19ZM22 111H25V112H22ZM29 111V112H28ZM62 111V112H61ZM72 111V112H71ZM95 111H96V113H95ZM108 111V112H107ZM123 111V112H122ZM136 111V112H135ZM149 111V112H148ZM207 111V112H206ZM209 111V112H208ZM235 113H234V112ZM11 112V113H10ZM26 112H28V113H26ZM53 112V113H52ZM56 112V113H55ZM64 112V113H63ZM67 114H66V113ZM103 112V113H102ZM202 112H205V114L204 113H202ZM218 112H220V110L218 111ZM59 113H61V114H59ZM72 113H75V114H73V115H71ZM79 113V114H78ZM82 113V114H81ZM128 113V114H127ZM132 113V114H131ZM141 113V114H140ZM144 113V114H143ZM148 113H149V115H148ZM19 114V115H18ZM25 114H27V115H25ZM58 114V115H57ZM90 114H91V116H90ZM94 114V115H93ZM100 114H101V116H100ZM109 114V115H108ZM114 114V115H113ZM119 114H121V116L119 115ZM137 114V115H136ZM203 114V115H202ZM207 114H209V116L207 115ZM213 115V116H211V115ZM234 114V115H233ZM17 115V116H16ZM45 115H46V117H45ZM49 115H51V116H49ZM54 115H56V116H54ZM78 117H77V116ZM105 115V116H104ZM127 115V116H126ZM215 115H216V113H215ZM258 115V116H257ZM13 116V117H12ZM38 116V117H37ZM44 116V117H43ZM57 116H59V117H57ZM62 116V118H60ZM68 116L70 117V118H68ZM72 116V117H71ZM81 116V117H80ZM100 116V117H99ZM103 116V117H102ZM108 116H110V117H108ZM116 116H117V118H116ZM139 116V117H138ZM143 116V117H142ZM146 116V117H145ZM196 116V117H195ZM198 116H199V118H201V119H199L198 118ZM201 116V117H200ZM204 116L205 117H207L206 119L204 118ZM254 116H255V120L257 119L258 121L259 120H261V121H259V122H261V123H263L264 122V113H263V115H261V116H259V113L258 112H254ZM16 117V118H15ZM29 117H30V119H29ZM35 117V118H34ZM52 118V119H50V118ZM63 117H66V122H67V124H64L65 123V118H63ZM78 119H77V118ZM89 117V118H88ZM90 117H92V118H90ZM102 117V118H101ZM120 117V118H119ZM135 119V120H133V118ZM137 117V118H136ZM209 117V118H208ZM211 117H214V118H211ZM257 117V118H256ZM261 117H262V119H263V121H262V119H261ZM11 118V119H10ZM36 118H38L39 120H41V121H39L38 119H36ZM82 118V119H81ZM100 120H99V119ZM114 120H113V119ZM126 118V119H125ZM128 118V119H127ZM149 118V120L147 121L146 119H148ZM197 118V119H196ZM19 119V120H18ZM21 119H23V120H21ZM43 119V120H42ZM46 119V120H45ZM63 119V120H62ZM68 119V120H67ZM84 119V120H83ZM90 121H89V120ZM92 119V120H91ZM120 119V120H119ZM136 119H138V120H136ZM199 119V120H198ZM203 119H204V121H203ZM211 120L210 121V123H209V120ZM212 119H213V121H212ZM30 120H32V123H31V121ZM37 120V121H36ZM47 121L46 123H45V125H42V124H44L43 122H45V121ZM49 120V121H48ZM51 120H53V121H51ZM57 120V121H56ZM61 120H62V122H64L63 123V125L61 126V124H62V122H61ZM73 121V120H75L74 121V123H75V127H73L74 126V123L73 124H71V122L70 121ZM78 120V121H77ZM80 120V121H79ZM96 120V121H95ZM98 120H99V122H98ZM113 120V121H112ZM123 120V121H122ZM198 120V122H199V124H201V125H199L198 124V122H196V121ZM256 120V121H257ZM39 121V122H38ZM56 121V122H55ZM83 121V122H82ZM94 121V122H93ZM107 121V122H106ZM137 121V122H136ZM202 121H203V124H202ZM206 121H208L207 123H206ZM216 121V122H215ZM256 121L254 122V123H256ZM38 122V123H37ZM53 122H54V125H53ZM68 122L70 123V124H68ZM83 124H82V123ZM88 122V123H87ZM93 122V123H92ZM98 122V123H97ZM122 122V123H121ZM142 122V123H141ZM147 124V126H146V124ZM184 122H188V121H184ZM201 122V123H200ZM26 123V124H25ZM34 123H35V125H34ZM48 123V124H47ZM52 123V124H51ZM78 123V124H77ZM81 123V124H80ZM94 123H96V124H94ZM106 123V125H107V123H108V127L106 128L105 126H103L104 124ZM110 123V124H109ZM135 123H137L136 125H135ZM139 123H140V125H139ZM192 123V122H191ZM196 123V124H195ZM216 125H215V124ZM239 123V122H238ZM238 123H236V125L238 124ZM56 124H60V125H56ZM77 124V125H76ZM80 124V125H79ZM89 124V125H88ZM116 124V125H115ZM118 124V125H117ZM127 124V125H126ZM129 124V125H128ZM161 124V125H160ZM198 124V125H197ZM207 124H208V127H209V125H210V127L211 126H214L213 128H217L218 130H216L215 131V129H213L214 130V132L216 133L217 131V133L215 134V133H213V136H212V138L213 139H215V137H216V139L215 140H210V138L209 137H211V133L209 134L208 132L210 131L208 128V130H205L206 129V127L205 126H207ZM212 124H214V125H212ZM220 124V123H219ZM264 124V123H263ZM53 125V126H52ZM56 125V126H55ZM69 125H71V126H69ZM84 125V126H83ZM101 125V126H100ZM135 125V126H134ZM158 125L160 126L159 128H161L162 127V123H156V126L155 127H153V130L155 129V128H158ZM183 125H188L187 123H185V124H183ZM20 126V127H19ZM43 126V127H42ZM49 126H52L51 128H49ZM76 126H78V127H76ZM86 126H88V127H86ZM92 126V127H91ZM114 126V127H113ZM125 126V127H124ZM134 126V127H133ZM230 126H231V124H230ZM27 127H29L28 129H26ZM36 127H37V129H44L43 131L42 130H37L36 129ZM64 127H65V129H66V127H67V129L65 130L64 129ZM101 127V128H100ZM103 127V128H102ZM110 127V128H109ZM124 127V128H123ZM139 127L141 128V130L139 129ZM144 127H146V128H144ZM150 127V126H149ZM198 127V128H197ZM204 131V133H203V131H200L199 129L200 128ZM209 127V128H210ZM236 127V129H237V131L236 130H234L233 132L231 131V130H233V129H231L230 131L232 132V133H230V138H232L233 140L237 137H239V136H237V134H239V130L242 128V126L240 125V127L239 126H235ZM235 127H233V128H235ZM1 128H3V130L1 129ZM59 128V129H58ZM73 128V129H72ZM81 129V130H78V129ZM85 128V129H84ZM93 128V129H92ZM108 128H109V130H108ZM113 130H112V129ZM129 128V129H128ZM137 128V129H136ZM158 128V129H159ZM239 128V129H238ZM32 129H34V130H32ZM48 131H47V130ZM89 129H90V131L92 130V132H86V131H89ZM102 129V130H101ZM120 129V130H119ZM139 129V130H138ZM148 129H150V128H148ZM23 130V131H24ZM56 131V134L58 135V137L57 138H55L54 140H55V142L54 141H52V142H54L53 143V146H52V148H51V146L49 145V142L51 141V140H49L48 141V137L50 136V135H52L55 131ZM93 130H94V133H93ZM105 130V131H104ZM107 130V131H106ZM110 130H112V131H110ZM126 130H127V132H126ZM133 132H132V131ZM136 130V131H135ZM161 130V129H160ZM193 130V131H194ZM198 130V131H197ZM259 130V129H258ZM36 131V132H35ZM38 131H39V133H38ZM53 131V132H52ZM63 131V132H62ZM84 131V132H83ZM95 131H98V133L96 132L95 133ZM100 131V132H99ZM122 131H124V132H122ZM148 131V130H147ZM155 131V130H154ZM50 132V133H49ZM60 133V134H58V133ZM84 134V135H82V133ZM105 132H107V133H105ZM109 132V133H108ZM118 132V133H117ZM201 132H202V134H201ZM49 133V134H48ZM68 133V135H66ZM85 133H87V134H85ZM101 133V134H100ZM115 133V134H114ZM126 133V134H125ZM127 133H128V135H127ZM131 135H130V134ZM209 134V135H206V134ZM221 135H220V134ZM237 133V134H236ZM63 135V138H62V135ZM90 134V135H89ZM125 134V135H124ZM200 136H199V135ZM216 136H215V135ZM217 134H218V136H217ZM235 134V135H234ZM253 134V135H252ZM47 135H49V136H47ZM88 135V136H87ZM92 135V136H91ZM94 135V136H93ZM98 135V136H97ZM100 135V136H99ZM134 136V138H129L130 136ZM135 135H138V136H135ZM203 135V136H202ZM219 135H220V138H219ZM234 135V136H233ZM252 135V136H251ZM65 136V137H64ZM66 136H68V137H66ZM89 136H90V138L92 139L91 141H90V139H89ZM97 136V137H96ZM126 136H128V137H126ZM139 136H143V137H141V138H139ZM223 136V137H222ZM248 136H250L249 138L250 139H252V141H253V143H252V141L250 140V143L249 144H253V145H257V142H256V139H255V134L254 133H250V135L248 134ZM45 137V138H44ZM87 137H88V139L89 140H87ZM120 137V138H119ZM201 139H200V138ZM252 137V138H251ZM59 138V139H58ZM68 138H69V141H71V142H69L68 141ZM211 138V139H212ZM219 138V139H218ZM223 139L224 141H222V140H220V139ZM230 138H228V139H230ZM236 138V139H237ZM25 138H23V141H25L24 140ZM78 139V140H77ZM109 139H111V141H109ZM112 139H114V140H112ZM137 139V140H136ZM202 139H203V143L204 142H206V143H202ZM206 139V140H205ZM207 139H208V141H207ZM235 139V140H236ZM254 139V140H253ZM59 140V141H58ZM86 140V141H85ZM116 140H118V141H116ZM128 140V141H127ZM200 140V141H199ZM209 140H210V142L211 141H214V143H212L213 145H215L214 146V148H212L213 149V151H212V149H210L209 148ZM218 140H220V142L218 141ZM27 141V140H26ZM25 141V142H26ZM58 141V142H57ZM81 141V142H80ZM113 141V142H112ZM59 142H60V144H59ZM69 142V143H68ZM76 142V143H75ZM111 142V143H110ZM128 142V143H127ZM201 143V146H203V149L204 150H201L202 149V147L200 146V143ZM215 142L217 143V144H215ZM218 142H219V144H218ZM70 144V146L71 147H69V145L67 146V144ZM72 143H73V145H75V146H73L72 145ZM80 143V144H79ZM127 143V144H126ZM197 143H199V144H197ZM208 143V144H207ZM224 143V144H223ZM225 143H227V144H225ZM256 143V144H255ZM23 144H24V142H23ZM46 144V145H45ZM64 144V145H63ZM88 144V145H87ZM195 144H197V146L195 145ZM203 144V145H202ZM207 144V145H206ZM251 144V145H252ZM76 145H78V147L76 146ZM82 145V146H81ZM95 145V144H94ZM106 145V146H105ZM182 145H181V143H180V145H178V146H181L182 147ZM187 145H190L192 148H190V147H187ZM195 145V146H194ZM218 145H219V147H218ZM224 145H226V147L224 148ZM22 148H20V147ZM84 146V147H83ZM119 147V148H117V147ZM46 147V148H45ZM49 147V148H48ZM111 147V148H110ZM112 147H115V148H112ZM181 147H179L180 148V151H181ZM196 147V149H197V147H198V150L200 151V152H197V153H195L197 150H195V152L193 151V152H190V149L191 150H194V148ZM211 147V146H210ZM218 147V148H217ZM56 148V149H55ZM69 148V149H68ZM179 148H177L178 150H179ZM190 148V149H189ZM200 148V149H199ZM228 148V147H227ZM42 151H41V150ZM61 149V150H60ZM94 149H95V151H94ZM126 149V148H125ZM183 149H182V151L181 152H179V153H183ZM187 149V150H186ZM217 149V150H216ZM27 150V151H26ZM54 150V151H53ZM69 150V151H68ZM114 150V151H113ZM116 150H118V151H116ZM186 150V151H185ZM189 150V151H188ZM208 150V151H207ZM210 150H211V152H210ZM221 150V151H220ZM223 150H225V151H223ZM39 151H41V152H39ZM80 151V152H79ZM126 151V153L124 152V153H122V154H124V155H118V156H120L121 157V160H123V161H125V160H127L128 159V157L126 158V156L128 155V148H127V150H125ZM214 151H215V153L217 154V155H215V153H214ZM219 153H223V154H219ZM44 152H45V155H44ZM60 152V153H59ZM95 152H97V153H95ZM101 152V153H100ZM201 152H203L204 154L206 153L207 155L205 156L203 153H201ZM27 153H28V155H27ZM43 153V154H42ZM56 153L58 154V155H56ZM93 153V154H92ZM179 153H178V151H177V153L175 154V156H178L179 155ZM201 153V154H200ZM20 154V155H19ZM38 154H41L42 156L40 157V155H38ZM60 154V155H59ZM71 154V155H70ZM90 154V156H88ZM195 154H196V156H195ZM218 154H219V156H218ZM53 155V156H52ZM55 155V156H54ZM68 155V156H67ZM70 155V156H69ZM80 155V156H79ZM86 157H85V156ZM93 155H95V156H93ZM97 155V156H96ZM104 155V156H103ZM126 155V156H125ZM194 155V156H193ZM198 155V156H197ZM209 155H211V156H209ZM213 155H215V156H213ZM7 156V157H6ZM28 156H32L33 158L32 159H28L29 157ZM37 156V157H36ZM43 156H46L45 158L43 157ZM47 156H51V158H49V159H47ZM67 156V157H66ZM72 156V157H71ZM75 156V157H74ZM124 157V159H123V157ZM202 158H201V157ZM224 156H226V155H224ZM20 157H22V158H20ZM43 157V158H42ZM68 157H69V159H68ZM74 157V158H73ZM78 157H79V159H78ZM84 157V158H83ZM97 159H96V158ZM104 157V158H103ZM197 157V158H196ZM56 158V159H55ZM87 158V159H86ZM90 158V159H89ZM92 158H94V159H92ZM103 158V159H102ZM200 158V159H199ZM203 158H207V159H203ZM40 159V160H39ZM77 160V162L75 161V160ZM215 159V160H214ZM220 159H224V160H226V157H221ZM219 159V160H220ZM17 160V161H16ZM34 160V162H32ZM74 160V161H73ZM88 160V161H87ZM206 160V161H205ZM47 161V162H46ZM63 161L65 162V163H63ZM74 162V164H73V162ZM88 162V164H86L87 162ZM199 161H200V164H199ZM213 161H215V162H213ZM222 161V160H221ZM39 162H40V164H39ZM54 162V163H53ZM67 162V163H66ZM79 162V163H78ZM82 162V163H81ZM94 164H93V163ZM102 162V163H101ZM202 162V163H201ZM49 163V164H48ZM69 163V164H68ZM204 163V164H203ZM215 163V164H214ZM63 165V166H61V165ZM79 164H82V165H79ZM203 164V165H202ZM12 165V166H11ZM40 165H41V167H40ZM42 165H45V166H42ZM87 165V166H86ZM100 165V166H99ZM102 165V166H101ZM207 165V166H206ZM210 166V168H209V166ZM35 166V168H33ZM91 168H90V167ZM93 166H94V168H93ZM40 167V168H39ZM46 167V169H44ZM50 169H49V168ZM97 167V168H96ZM8 168V169H7ZM32 170H31V169ZM86 168V169H85ZM96 168V169H95ZM101 168V170H99ZM212 168L213 169H216L215 170V172H214V170H212ZM16 169V170H15ZM20 169V170H19ZM37 169V170H36ZM103 169V170H102ZM211 169V170H210ZM29 170V171H28ZM43 170V171H42ZM55 170V171H54ZM211 171V174L209 173L210 171ZM15 171V172H14ZM20 171V172H19ZM28 171V173H26ZM99 171H100V173H99ZM220 171V172H219ZM225 171V172H224ZM47 172H49V173H47ZM67 172V173H66ZM90 172V173H89ZM107 172V173H106ZM109 172V173H108ZM119 172V173H118ZM122 172V171H121ZM31 173V174H30ZM39 173V174H38ZM45 173H47V174H45ZM95 173V174H94ZM115 173H117V175L115 174ZM208 173V174H207ZM30 174V175H29ZM33 174V175H32ZM56 174V175H55ZM126 174V173H125ZM210 174V175H209ZM36 175V176H35ZM42 177H40V176ZM50 175V176H49ZM54 175V176H53ZM96 175V176H95ZM211 175L213 176V177H211ZM16 176V177H15ZM70 176V177H69ZM98 176V178H96ZM118 176V177H117ZM9 177V178H8ZM32 177H34V178H36V179H34V178H32ZM44 177H45V179H44ZM67 177V178H66ZM109 178V180H108V182L106 181L107 179H105V178ZM120 177V178H119ZM37 178H39V179H37ZM71 178V179H70ZM105 180H104V179ZM201 178V179H202ZM209 178L212 180L213 178H214V180L216 179V181H214V180H212V181H210L209 180ZM223 178H225L224 180H223ZM42 179V180H41ZM46 179H48V180H46ZM59 179H60V181H59ZM64 181H63V180ZM78 179V180H77ZM80 179V180H79ZM98 179V180H97ZM103 179V180H102ZM229 179V180H228ZM14 180H16V181H18V182H16V181H14ZM20 180V181H19ZM24 180V181H23ZM26 180V181H25ZM86 182H85V181ZM87 180H89V182L87 181ZM207 180H208V182H207ZM228 180V181H227ZM47 181H49V182H47ZM51 181V182H50ZM54 181H55V183H54ZM56 181H58V183L56 182ZM78 181V182H77ZM82 181V182H81ZM84 181V182H83ZM105 181V183L107 182L108 184H106L105 185V183H103ZM110 181H111V183L113 184V186H112V184L110 183ZM203 181V182H202ZM29 182H30V184H29ZM47 182V183H46ZM74 182H77L76 184L74 183ZM80 182V183H79ZM205 182V183H204ZM209 182H211L210 184H209ZM214 182H217V183H214ZM225 182V183H226ZM19 183V184H18ZM33 183V184H32ZM56 185V186H54V184ZM65 184V187H64V184ZM71 183V184H70ZM75 185H74V184ZM84 183V184H83ZM86 183V184H85ZM213 183V184H212ZM226 183V184H227ZM229 183V184H230ZM23 184H25V185H23ZM51 184H53V186L54 187H51L52 185ZM57 184H59V185H62L63 186V188H61L62 186H59V185H57ZM66 184H68L67 186H66ZM80 184V185H79ZM89 184L90 185H94V186H96V187H94L96 190H94V188H93V190H92V188H90V190H89ZM206 184H207V186H206ZM212 184V185H211ZM215 184V185H214ZM228 184V185H229ZM18 185V186H17ZM23 185V186H22ZM32 186V189H31V187L29 188L28 186ZM46 185V186H45ZM51 185V186H50ZM82 185V186H81ZM217 185V186H216ZM8 186H9V188H8ZM20 186V187H19ZM25 186V187H24ZM36 186V187H35ZM58 186V187H57ZM71 186V187H70ZM77 186V187H76ZM104 186H105V188H104ZM110 186V187H109ZM209 187V188H205V187ZM213 186V187H212ZM233 186V185H232ZM28 189H27V188ZM74 187V188H73ZM88 187V188H87ZM115 187V188H114ZM204 187V188H203ZM215 187V188H214ZM234 187V186H233ZM240 187H241V185H240ZM14 188V189H13ZM20 188H22V189H20ZM25 190H24V189ZM62 189V190H59V189ZM66 188V189H65ZM71 189V191H70V189ZM77 188V189H76ZM83 188V189H82ZM98 188V189H97ZM116 188H118V189H116ZM125 188H129V189H125ZM214 190H213V189ZM237 188H239V185H238V187ZM16 189V190H15ZM27 189V190H26ZM43 189V190H42ZM45 189V190H44ZM48 189V190H47ZM67 189H68V191H67ZM80 189V190H79ZM101 189V190H100ZM212 189V190H211ZM240 189V188H239ZM238 189V190H239ZM24 190V191H23ZM38 192H37V191ZM53 190V191H52ZM87 190H89V194H90V197H93V198H95V199H93V204H95L96 205V203H100L99 205H97L98 207L101 205H103V203L105 204L106 202H104L103 201V198H101L102 197V195L106 192V194H104L105 196H107V197H111L112 198V200H111V198H110V200H111V204H106V205H110L111 207H112V212H109L108 210L110 209V206H107V207H105L106 205H103L102 207L100 206V208L102 209V210H104L105 208L107 209L108 207V209H107V211H106V209L104 210V212L106 213V219H103V217L101 216V213H99V212H97V211H95L96 209V207L94 206L93 207V205H91V207L89 206V209H88V207L87 208H82V206H80L81 204H83V203H88V201L90 200V199H88V198H90V197H85L86 195H84L83 194V192L84 191H87ZM104 192H103V191ZM107 190H109V191H107ZM125 190V191H124ZM241 191H239V193H241L243 196V198L245 199H243L245 202L243 203V204H245L246 203V205H248L249 204V202H251V203H254V204H252L251 205V203L248 205V206H246V205H243V206H245V207H243L242 206V204H236V206H235V203H234V205H232L233 203L232 202H229V201H227L226 202V196H225V194L223 195L224 197V200L225 201H222V202H217L216 201V199L215 200H211V203L214 205V208H210V211H209V209H206L205 207H203V204L202 205H200V207L202 208H200L199 207V209H200V211L199 212H202L201 210H203V211H205V213H203V214H200V215H198L199 214V212H196V213H198V214H194L195 216H196V223L197 222H199V224L197 223V224H195V225H197V226H195L196 228V231H195V229H194V232H196V235H195V233H193V235L192 234H190V231L189 230H187V232L186 233H188V231H189V235H187L186 233H184L183 235H185V237L184 236H182V234L179 236V237H173L174 239H172V237H170V239H169V237L167 238V237H163V236H161L164 240L165 239H167V241H168V239H169V242L170 241H172V245H173V247H174V251H173V253H174V255H178V256H181V253L182 254H184V253H186L185 251H186V249H185V244H186V242L188 241V238L190 239V241L192 240V238H193V240L192 241H194L195 243V245H196V247H199V248H196L195 247V249L193 250V252H195V253H193V252H191V251H189L190 253H192L191 255L189 254L188 255V253L186 254L187 255V257L188 256H190L191 258H192V262H191V264H201L200 262L201 261H204V262H202V264H244V263H246V261H247V263L248 264H259V263H257L258 262V260L259 259H256V258H259V257H261L260 255H261V253L260 252H258L259 250H256L255 248H252L251 247V249L250 248H247V246H245V245H242L241 243H240V241L239 242H237L238 240L237 239H233L232 237H231V239L232 240H230L229 238H230V235L233 233V227L234 226H237V228H240V231H242V230H244L245 229V226H247V224H243L242 225V223L240 224V220H242V219H244L245 218V220H250L251 219V217L254 215L253 214V212L254 213H258L259 212V210L260 209H258L259 207H257V205H256V203H258V202H256V200L257 199H255L256 198V196L258 195V193L260 192H258V191H256L255 192V194L253 195V194H249L247 191H245L246 190V188H242L241 187V189H240ZM244 190V191H243ZM22 191V192H21ZM40 191V192H39ZM47 191V192H46ZM55 191V192H54ZM57 191H59V192H62V193H58ZM76 191H77V193H76ZM83 191V192H82ZM93 191V192H92ZM96 191V192H95ZM100 191H102V193L100 192ZM4 192V193H3ZM7 192V193H6ZM23 192H25V193H23ZM27 192H29V193H27ZM50 192V193H49ZM64 192H66V195L64 194ZM75 192V193H74ZM102 194V195H100V193ZM115 192V193H114ZM128 192L131 194L130 196H128ZM244 192H247V194L248 195H250V197L252 198H254L255 200H253V198L252 199H250V197L247 195V194H245ZM19 193V194H18ZM22 193V194H21ZM36 193H38L37 195H36ZM40 193H41V195H40ZM45 194L44 196H43V194ZM71 193H74V194H72V195H70ZM80 193H82V194H80ZM98 195H97V194ZM108 193V194H107ZM123 193H126V194H123ZM2 194V195H1ZM29 194V195H28ZM33 194V195H32ZM47 194V195H46ZM63 194V195H62ZM68 194H69V196H68ZM93 196H92V195ZM216 194V195H215ZM240 194V195H241ZM257 194V195H256ZM6 195V197L5 198H3V196H5ZM15 195V196H14ZM27 197H26V196ZM32 197H31V196ZM54 195V196H53ZM65 195V196H64ZM81 195V196H80ZM113 195H114V197H113ZM120 195V196H119ZM134 195V196H133ZM253 195V196H252ZM10 196V197H9ZM37 196H39V197H37ZM43 196V197H42ZM74 196V197H73ZM95 196V197H94ZM248 198H247V197ZM15 197V198H14ZM19 197V198H18ZM35 197V198H34ZM58 197H60V198H58ZM70 198V200H69V198ZM75 197H76V199H75ZM81 197H83L84 199L82 200V198ZM130 197V198H129ZM132 197H135V199L134 198H132ZM10 198V199H9ZM28 198V199H27ZM31 198V199H30ZM45 198V199H44ZM46 198H48V199H46ZM55 198V199H54ZM66 198H68V200L70 201L69 202V204L67 203V199ZM72 198V199H71ZM85 198H87L86 200L87 201H84L85 200ZM121 198V199H120ZM257 198H259V197H257ZM6 199V200H5ZM42 200V201H39V200ZM50 199V200H49ZM58 199V200H57ZM65 199V200H64ZM80 200V202H79V200ZM117 199V200H116ZM120 199V200H119ZM128 199V200H127ZM247 199H248V201H247ZM11 200V201H10ZM17 200V201H16ZM38 200V201H37ZM56 200V201H55ZM62 200V201H61ZM76 200V201H75ZM77 200H78V202H77ZM94 200H95V202H94ZM227 200H228V198H227ZM250 200V201H249ZM251 200H253V202L251 201ZM259 200V199H258ZM75 201V202H74ZM82 201H84V202H82ZM91 201V200H90ZM96 201H98V202H96ZM216 201V202H215ZM36 204H38V203H41V205L40 204H38V205H36ZM50 202H52V203H50ZM58 202V203H57ZM121 202V203H120ZM214 202H215V204H214ZM256 202V203H255ZM4 203V204H3ZM47 203V204H46ZM53 203H55V204H53ZM59 203H62V204H59ZM85 203V204H86ZM102 203V204H101ZM218 203H219V205L221 206V208H220V206H218ZM222 203H224V204H221ZM229 203V204H228ZM231 203V204H230ZM49 204V205H48ZM121 204H123V205H121ZM131 204V205H130ZM200 204V203H199ZM211 204V205H212ZM216 204H217V206L219 207H216ZM7 205V206H6ZM12 205V206H11ZM44 205V206H43ZM46 205V206H45ZM51 205H52V207H51ZM241 205V206H240ZM19 206H21V207H19ZM40 206V207H39ZM80 206V207H79ZM115 206V207H114ZM132 206H134V210H133V207ZM230 208H232V210L231 209H229V207ZM232 206V207H231ZM253 206V207H252ZM5 207H7V208H5ZM42 207H44V208H42ZM84 207V206H83ZM233 207H235V208H233ZM247 207V208H246ZM254 208V209H250V208ZM10 208V209H9ZM13 208H14V210H13ZM16 208H17V210H16ZM30 210L31 209V211H29L28 209ZM33 208V209H32ZM37 208V209H36ZM67 208V209H66ZM79 208V209H78ZM104 208V209H103ZM223 208V209H222ZM228 208V209H227ZM238 208V209H237ZM242 209V210H246V211H242L241 213L239 212L240 211V209ZM249 208V209H248ZM8 209V210H7ZM23 209H27V210H23ZM49 209H50V212L52 213V215L53 214H55V211H57L58 210V212H60L59 213V215H60V217H59V220H57V219H55L53 216H49L48 217V215L50 214V212H49ZM129 209V210H128ZM130 209H132V211L130 210ZM205 209V210H204ZM212 209V210H211ZM214 209V210H213ZM216 209V210H215ZM221 209V210H220ZM225 209H227L228 211H226ZM257 209V211H254V210H256ZM14 212H12V211ZM94 210V211H93ZM198 210V209H197ZM220 210V211H219ZM223 210H225L224 212H226V214L223 212ZM251 212H250V211ZM2 211H4V212H2ZM9 211V212H8ZM18 213H17V212ZM29 211V212H28ZM129 211V212H128ZM133 211H134V213H133ZM209 211V213L211 214V216H210V214H208L207 212ZM216 211V212H215ZM236 211H238V212H236ZM248 211V212H247ZM93 212V213H92ZM213 212V213H212ZM218 212H223V213H221V214H219ZM261 210H260V212H259V214H261ZM8 213V214H7ZM11 213H13L12 214V218H10V215H11ZM16 213V214H15ZM23 213V214H22ZM27 213V214H26ZM30 213H32V214H30ZM41 213V214H40ZM119 213V214H118ZM131 213V214H130ZM215 213H216V216H215ZM238 213V214H237ZM239 213L241 214V215H239ZM246 213H248V215H250V216H247V215H245ZM251 213V214H250ZM19 214V215H18ZM22 214V215H21ZM34 214V215H33ZM95 214V215H94ZM205 214V215H204ZM206 214H208L207 216H206ZM218 214V215H217ZM224 214V215H223ZM237 214V215H236ZM253 214V215H252ZM8 215V216H7ZM24 215V216H23ZM31 215V216H30ZM33 215V216H32ZM44 215V216H43ZM56 215V214H55ZM72 215V216H71ZM120 215V216H119ZM132 215V216H131ZM137 215V214H136ZM198 215V216H197ZM205 216L204 218L206 219H204L203 217H200V216ZM226 215V218L225 217H223V216H225ZM234 215V216H233ZM242 215H245V216H243V217H241ZM252 215V216H251ZM256 215V214H255ZM258 215V214H257ZM256 215V216H257ZM4 216H6V217H4ZM21 216V217H20ZM93 216V217H92ZM128 216H130V217H128ZM213 216H215V217H213ZM238 218H237V217ZM9 217V218H8ZM53 217V220L51 221V218ZM71 217V218H70ZM124 217V218H123ZM136 217V216H135ZM198 217V218H197ZM231 219H229V218ZM236 217V218H235ZM240 217V218H239ZM254 218H255V216H253ZM259 216H257L256 218H258ZM6 218V219H5ZM49 220H47V219ZM123 218V219H122ZM134 218V217H133ZM199 218H201L202 220H203V223L202 222H200V221H202V220H200ZM210 218H211V220H210ZM214 218V219H213ZM235 218V219H234ZM242 218V219H241ZM254 218H252V219H254ZM10 219H11V221H10ZM17 219V220H16ZM35 219V220H34ZM83 219V220H82ZM85 219V220H84ZM101 219V220H100ZM121 219V220H120ZM199 219V220H198ZM216 219H218V220H216ZM222 219H223V221H222ZM228 219V220H227ZM240 219V220H239ZM251 219V220H252ZM4 220H5V222H4ZM19 220V221H18ZM23 222H22V221ZM46 220L48 221V222H46ZM119 220V221H118ZM139 220V221H138ZM142 219H141V217L140 218H137V220L135 221V222H137L136 223V225H135V223H134V225H132V228L134 229V232L132 233L133 235H135V237H133V235L132 236H130L129 234H128V237L125 239V243L123 242L122 243V240H121V243H119V245H118V243L116 244L117 245V247H116V245H112V247L114 246V248L116 247L117 248V250H119V247H120V249L122 250H119V252L121 253V254H123V255H119L117 258H118V260L120 259L121 261H124L125 262V260H126V263L127 264H130L131 263V261L134 263L137 259L135 258V256L136 255H139L140 254V250L142 249V247L143 246H146L147 244H151V243H154L155 242V239L156 238H158V237H160V235L158 234V232H155L154 230H152V231H154V232H152V231H150L149 232V238H147L148 236L145 234V233H143V236H142V231H143V228H142V221H141ZM225 220H227V221H225ZM237 220L239 221V222H237ZM248 220V221H249ZM58 221V222H57ZM93 221H94V223H93ZM116 221H118V223L116 222ZM214 221V222H213ZM218 221H219V223H218ZM232 221H234V222H232ZM39 222V223H38ZM76 222V223H75ZM123 222H124V224H123ZM126 222V223H125ZM138 222H139V224H138ZM209 223V224H206V223ZM217 223V225H216V223ZM227 222V224H224V223H226ZM1 223H3V224H1ZM14 223V224H13ZM61 223V224H60ZM202 225H201V224ZM213 223V224H212ZM215 223V224H214ZM223 223V224H222ZM234 223V224H233ZM239 223V224H238ZM145 225H146V223H144ZM212 224V225H211ZM222 224V225H221ZM250 223H248V225H249ZM59 225V226H58ZM79 225V226H78ZM117 225V226H116ZM119 225H121L120 227H119ZM199 225H201V226H203V227H201V226H199ZM213 227L214 225V230L216 229V231L215 232H217L218 231V240H221L220 242H224V244H222L221 243V245H220V247L222 248V249H224L223 247H225V249L224 250H222L221 248H220V250H221V252L219 253V254H221V258H218L219 257V255L217 254V256L218 257H216V255H214L215 254V251H214V253H213V251L212 250H209V249H211L212 248V246H211V244L212 243H210L209 241H210V236L209 235H213L214 234V236L216 237V233L214 232V230L213 229H211L212 227ZM232 225V226H231ZM239 225V226H238ZM242 225V226H241ZM250 225H252V224H250ZM16 226V227H15ZM19 226H21L20 228H22L21 230L24 232V234H25V236H24V238H21L20 236H19V233H18V229L19 228H17V227H19ZM34 226V227H33ZM126 226V227H125ZM136 227V228H134V227ZM207 226H208V228H209V230H211V231H208L207 230V232H206V229H208L207 228ZM216 226H217V228H216ZM86 227V228H85ZM109 227V228H108ZM122 227V229H120ZM125 227V228H124ZM140 227H141V229H140ZM201 227V228H200ZM220 227V228H219ZM231 227H232V229H231ZM74 228V229H73ZM114 228V229H113ZM128 228V229H127ZM223 228V229H222ZM236 228V229H237ZM11 229V231L13 232V233H11V234H13L12 235V237L10 238L8 235V231ZM76 229V230H75ZM91 229V230H90ZM112 229V231H110ZM120 229V230H119ZM139 229V230H138ZM201 229H202V231H201ZM225 229V230H224ZM226 229H228V230H226ZM231 229V230H230ZM50 230H52L51 232H50ZM58 230V231H57ZM59 230H60V232H59ZM124 230V231H123ZM224 231V233H223V231ZM238 230V229H237ZM44 233H43V232ZM46 231H47V233H46ZM56 231V232H55ZM109 231V232H108ZM118 231H120V232H118ZM140 231V232H139ZM222 233V234H224V239H223V237L222 238H220L221 237V235L222 234H220V232ZM227 233H226V232ZM55 233L54 235L53 234H51V233ZM97 232V233H96ZM112 232V233H111ZM211 232V233H210ZM50 233V235H52L56 240H51V239H49V238H47V237H50V235L49 236H47L48 234ZM62 233V234H61ZM65 233V234H64ZM67 233V234H66ZM74 233H76V234H74ZM103 233V234H102ZM110 233H111V235H110ZM137 233L139 234V235H137ZM153 233V234H152ZM197 233H200V234H197ZM207 233V234H206ZM73 234V235H72ZM96 234V235H95ZM114 234V236H112ZM150 234H151V236H150ZM155 234H158L157 235V237L155 238ZM226 234V235H225ZM227 234H229V235H227ZM56 235L58 236V237H56ZM100 235V236H99ZM190 235L192 236V237H190ZM197 237H195V236ZM199 235V236H198ZM220 235V236H219ZM14 236V237H13ZM60 236H61V238H60ZM71 236V237H70ZM91 236V237H90ZM94 236V237H93ZM98 236V237H97ZM136 236H138L139 237V239H138V237H136ZM194 236V237H193ZM207 236V237H206ZM223 236V235H222ZM46 237V238H45ZM69 237V238H68ZM81 237V238H80ZM146 237V238H145ZM183 237V238H182ZM201 237V238H200ZM206 237V238H205ZM41 238V239H40ZM60 238V239H59ZM86 238H87V240H86ZM132 238H134V239H132ZM144 238V239H143ZM150 238H152V239H150ZM155 238V239H154ZM186 238V240H184ZM13 239V240H12ZM143 239V240H142ZM178 239V240H177ZM196 239V240H195ZM197 239H198V241H197ZM200 239V240H199ZM213 239V238H212ZM211 239V240H212ZM228 239H229V241L230 242H227L228 241ZM20 240V241H19ZM85 240V241H84ZM113 240V241H112ZM133 240V241H132ZM136 240V241H135ZM157 240V239H156ZM177 242H176V241ZM201 240H203V241H201ZM43 241V242H42ZM84 241V242H83ZM99 241V240H98ZM124 241V240H123ZM142 241H144V243L142 242ZM146 241V242H145ZM186 241V242H185ZM196 241L200 244H196ZM225 241H226V243H225ZM86 242V243H85ZM100 242V241H99ZM131 242V243H130ZM138 242H140L139 244H141V245H139L138 244ZM174 242V243H173ZM176 242V243H175ZM178 242H179V244H178ZM181 242V243H180ZM183 242V243H182ZM184 242H185V244H184ZM90 243V242H89ZM201 243H203V244H201ZM235 243V244H234ZM236 243L238 244V245H236ZM76 244V245H75ZM77 244H80V245H77ZM82 244V245H81ZM126 244V245H125ZM129 244L131 245V247L133 248H128L129 247ZM229 244H230V246H229ZM231 244H232V246H231ZM66 245V246H65ZM68 245V246H67ZM136 245V246H135ZM198 245V246H197ZM228 245V246H227ZM239 245H241V247L239 246ZM134 246H135V249H134ZM201 246H202V248H201ZM223 246V247H222ZM236 246V247H235ZM50 247V248H49ZM58 247V248H57ZM71 247H73L72 248V251H71ZM184 247V248H183ZM214 247V246H213ZM231 247V248H230ZM244 247H246V248H244ZM47 248V249H46ZM55 248V249H54ZM63 248V249H62ZM70 248V249H69ZM176 248V249H175ZM227 248H229L228 250H227ZM240 249V250H237V249ZM34 249V250H33ZM39 249V250H38ZM67 250V251H65V250ZM80 248H78V250H79ZM140 249V250H139ZM197 249H198V251H197ZM202 249H206V251H204V250H202ZM69 250V251H68ZM93 250V249H92ZM137 250H139V251H137ZM178 252H177V251ZM200 250V251H199ZM232 250V251H231ZM251 250V251H250ZM96 251V249L95 250H93V252H95ZM133 251V252H132ZM137 251V252H136ZM182 251H184V252H182ZM209 251V252H208ZM237 251V252H236ZM246 251H248V252H246ZM252 251H254L253 253H252ZM257 251V252H256ZM39 252V253H38ZM61 252V253H60ZM71 252V253H70ZM198 254H197V253ZM201 252H203V253H201ZM211 252V253H210ZM239 252V253H238ZM250 252V253H249ZM33 253V254H32ZM42 253H43V255H42ZM57 253V254H56ZM70 253V254H69ZM119 253V254H120ZM138 253V254H137ZM177 253V254H176ZM204 253H206V255L204 254ZM209 253V254H208ZM226 253V254H225ZM245 254L244 256L243 255H240V254ZM251 253H252V255H251ZM256 253L257 254H259V255H256ZM45 254V255H44ZM48 254V255H47ZM67 254V255H66ZM124 254H125V256H124ZM131 254V255H130ZM135 254V255H134ZM197 254V255H199V256H195V255ZM205 256H204V255ZM212 254V255H211ZM231 254V255H230ZM53 255V256H52ZM56 255V256H55ZM64 255V256H63ZM66 255V256H65ZM134 255V256H133ZM211 255V256H210ZM226 255H228V256H226ZM236 255V256H235ZM238 255H239V257H238ZM254 255V256H253ZM19 256V257H18ZM47 256H49V257H47ZM52 256V257H51ZM55 256V257H54ZM121 256V257H120ZM124 256V257H123ZM195 256V257H194ZM205 257V259H204V257ZM211 258H210V257ZM216 257V259H214L215 257ZM224 256V257H223ZM235 256V257H234ZM258 256V257H257ZM36 257V258H35ZM39 257V258H38ZM45 257V258H44ZM66 257V258H65ZM85 258H86V255L84 256ZM137 257V256H136ZM190 257H188L189 258V260H191V258ZM237 257V258H236ZM43 258V259H42ZM55 258H57V259H55ZM108 258H110V256L108 257ZM114 258H116V257H113L112 256V259H114ZM129 258V259H128ZM134 258V259H133ZM213 258V260L215 261H213V260H211ZM224 258V259H223ZM227 258V259H226ZM230 258V259H229ZM236 261L235 263H234V260ZM239 258V259H238ZM240 258H242L243 260H240ZM245 258V259H244ZM252 258V259H251ZM254 258V259H253ZM18 259V260H17ZM42 259V260H41ZM71 259V260H70ZM218 259V260H217ZM231 259L233 260V261H231ZM249 259V260H248ZM257 261H256V260ZM47 260V261H46ZM74 260V261H73ZM120 260H119V262H120ZM134 260V261H133ZM161 260V259H160ZM184 260V259H183ZM194 260H196L195 262H194ZM221 260V261H220ZM225 262H224V261ZM15 261V262H14ZM55 261V262H54ZM117 260L116 259H114L112 262L110 261V259H109V264H117V262H116ZM182 260H180L179 262H181ZM198 261V262H197ZM200 261V262H199ZM228 261V262H227ZM229 261H231L230 263H229ZM239 261V262H238ZM241 261V262H240ZM245 261V262H244ZM251 261V262H250ZM255 261V262H254ZM40 262V263H39ZM160 262V261H159ZM189 262V261H188ZM211 262V263H210ZM238 262V263H237ZM133 263H131V264H133ZM160 263H164V261H162V262H160ZM86 264H90L89 263V261H87V263ZM104 264H108L107 262H104ZM148 264H150V263H148ZM179 264V263H178ZM189 264H190V262H189ZM261 264V263H260Z\"/></svg>","mask_w":264,"mask_h":264},{"label":"bare ground","instance_id":"2","mask_svg":"<svg viewBox=\"0 0 264 264\" xmlns=\"http://www.w3.org/2000/svg\"><path fill=\"white\" fill-rule=\"evenodd\" d=\"M12 1V0H11ZM10 0H9V2H11ZM47 0H13V2H11V3H9L10 4V7H9V4L8 5H6V7L7 8H4L2 5L3 4H1L3 1L2 0H0V31L2 30V32L0 33V63L2 64L3 63V61H2V59L3 58H5V57H7V56H9L10 54H12V53H14V52H16V53H14L15 54V56H16V54H17V56L19 55L18 54V51H19V46H21L22 44H24L23 43V41H27L30 37H31V35L29 34V32H28V29L27 28H29L30 26H29V23L30 22H32V20L36 17V15H37V11L39 12V10L38 9H41L40 7H38V6H41V5H43L42 7L43 8H46L47 6L45 5V7H44V3L46 2ZM74 1V0H73ZM81 1V0H80ZM85 1V0H84ZM97 1V0H96ZM107 1V0H106ZM106 1H103L102 2V4L100 5V6H102V5H106V7L108 6V8H109V10H113V12H114V10L116 9L120 14H121V17H119L120 18V20L117 18L118 16H119V14H118V16L117 15H115V14H117L118 12L115 10V12H117V13H112V12H110L109 13V15L107 14V17L109 18V17H111V15L113 14V16L115 15V18H117L118 20H119V22L117 21V23H118V26H119V28H121V30L122 29H124L123 27H125V25L126 24H128L129 25V23H132L133 21L135 22V20L136 21H138L137 19L139 18V21H142L143 19L145 20V18H142V20H140L141 19V16L140 17H135V13H134V11H133V9H131L130 7H133L131 4H129V2L131 1H129L128 2V4H125V3H123V2H126V0H124V1H122V4H118V2L116 3V2H106ZM112 1V0H111ZM121 1V0H120ZM140 1V0H139ZM144 0H142V1H140L141 3H138V4H145V2L147 1V3H148V1L149 2H152V1H150V0H146L144 3H142ZM159 1V0H158ZM158 1H155V2H158ZM173 1H176V0H173ZM185 1H187L188 2V0H185ZM192 1V0H191ZM198 1H200L201 2V0H198ZM204 1V0H203ZM50 2V1H49ZM61 2V1H60ZM72 2V1H71ZM163 2V1H162ZM166 2H167V0H166ZM176 2H178V1H176ZM181 2H183V1H181ZM181 2H179V3H181ZM193 2L195 3H193L194 5H196L197 3L193 0ZM47 3H48V1H47ZM62 3V2H61ZM84 3V2H83ZM87 3V2H86ZM127 3V2H126ZM136 3V0L133 2V4H135ZM184 3V2H183ZM186 3V2H185ZM64 4V3H63ZM81 4V3H80ZM151 4V3H150ZM155 4H157V3H155ZM164 4H166V3H164ZM169 4L170 5H167V7H164L166 10H163L162 9V15L163 16H166L167 17V15L169 14V12H168V10H171L175 5V3H172L171 4V2H169ZM67 5V4H66ZM65 5V6H66ZM89 5V4H88ZM90 5H92V4H90ZM96 5V4H95ZM137 4H135L134 5V7L136 6ZM140 5H139V7H140ZM146 6H147V4H145ZM152 5V4H151ZM174 5V6H173ZM199 5V4H198ZM198 5H196V6H194V7H198ZM5 6V5H4ZM50 6H52V5H50ZM81 6V5H80ZM87 6V4L85 5V7ZM158 6V5H157ZM159 6H161V5H159ZM201 6L203 7L202 9L205 11L204 13L206 14H203V15H205V16H203L202 14V18H203V21H201L202 22V24L204 25V27H205V30H202V31H204V34L202 35L201 34V36H202V38H203V40L206 42V46H205V42L203 43L204 44V47H203V50H201V49H199V50H201L200 51V53H201V55H203V60L202 59H199V55H196L197 56V59H199L198 60V63L200 64V63H202L203 64V68H200L201 69V73H199V74H201V76H202V78H200L199 80H197L198 81V83L199 82H203L202 84L204 85H206V83H208V85H206L207 87H205V88H207V90H208V92L210 91V93H211V96H210V94H209V96L211 97V101H217V103H218V107H216V106H214V104L216 103H214L213 104V106H214V108L216 109V110H213L211 107V114H214V116L216 117V116H218L219 117V113H221V115H220V119H218L219 120V122H218V126L220 127V131H222V132H224V136L226 135V136H228L227 138H223V139H227L226 141L228 142V144L227 143H225V144H227L228 146V148L226 147V145H224V148L225 149H228L227 151H226V153L228 152V156H227V154H223V153H219L218 151V153L219 154H223V155H221V157H226V160H224V159H220L219 157H218V161H220L217 165H219V167H220V170H221V168H223V167H225L226 166V164H227V168H223V169H225L226 171H227V176H229L230 177V181H231V183L229 184V183H227L226 182V180H224L225 178H223V180L227 183H225V182H223L222 181V178H220L219 177V175L217 176L216 174V172H215V170L216 169H213L212 168V170H214V172L216 173H213L214 175H215V177H217L216 179H217V181H218V183H219V186H217L216 188H215V190L214 191H218V192H220V198H219V200L217 199V198H215L216 199V201L218 202H222V201H225L226 200V202L227 201H229V202H232L233 204L232 205H234V203H235V206H236V204H242V206L243 205H246V203L245 204H243L245 201V199L243 198L244 196L241 194V193H239V191H241L240 189H241V187L242 188H246V190L245 191H247L250 195L251 194H255V192L256 191H260L259 193H258V195L256 196V198L255 199H257L256 200V202H258V203H256V205H257V207H259L258 209H260L262 212H261V214H259V212H260V210H259V212L258 213H254L253 212V216H255V218L252 216L251 217V219L252 218H254V219H248V220H245V218L243 217V216H245V215H247V216H250V215H248V213H246L245 215H242L241 217H243L244 219H242V220H240V224L242 223V225L243 224H247V226H245V229L244 230H242V231H240V228H237V226H234L233 227V233L230 235V240H232L231 239V237L233 238V239H237L238 241L237 242H239L240 241V243L242 244V245H245V246H247V248H250L251 249V247L252 248H255L256 250H259L258 252H260L261 253V257H259V258H256V259H259L258 260V262L257 263H261V264H264V122L263 123H261V122H259V121H261V120H255V116H254V112H258L259 113V116H261V115H263V113L264 112H262V108H263V106H262V108L258 105V103L256 104L255 102H251V100H254V99H249V97L251 96V98L252 97H254V95H252L253 94V91H252V93L250 92V91H248V92H250L249 93V95L248 94H243L242 93V91H241V94H242V99H241V94L239 95V97H240V99L242 100V102H240L239 104H236V105H238L237 107V109H236V111H237V113H236V117H235V119H233V117H231V113H230V110H228L226 107V109L222 106L223 104H221L222 102L221 101H223L222 100V98L221 97H226L227 96V94L228 93H230V91L229 92H223L222 90H224V88L222 89V87H226L227 88V86H228V84L230 85L233 81H231V83H230V80H229V78L227 77V76H229L228 75V73H226L225 72V70L226 69H234V71L235 72H237L236 70H240V69H237L238 67L240 68V65H241V63L239 64L238 62L236 63V61L238 60H234V58H236V56L234 57V56H231L230 54H228V52H227V50L229 51V49H228V44H230L229 42H227L226 40L229 38V36H230V34H233L235 31L233 30L234 29V27L235 26H237V25H239L240 26V24L241 23H243V25H244V27L246 26V27H248L247 29L248 30H250L251 32L250 33H246V36L244 37L245 39H247V40H249L247 43L249 44V42L250 43H263L264 42V0H207V2H206V0L204 1V3L202 2V4H201ZM200 5H199V7H201ZM59 7V6H58ZM70 7V6H69ZM72 7V6H71ZM88 7V6H87ZM96 7V8H95ZM94 8L95 9H97L98 7L97 6H95ZM106 7H103V8H105V9H107ZM137 7V6H136ZM135 7V8H136ZM141 7H143V5L141 6ZM148 7V6H147ZM155 7V6H154ZM198 7V8H199ZM53 7H51L50 8V10L52 9ZM55 8V7H54ZM63 8V7H62ZM68 8V7H67ZM73 8H74V6H73ZM91 8H93V7H90V9ZM101 8V10L99 11L100 13H102V7H100ZM158 8H160V7H158ZM181 8H182V6H181ZM198 8H197V10H198ZM61 9V8H60ZM80 9V8H79ZM88 9V8H87ZM104 9V10H105ZM146 9V8H145ZM200 9V8H199ZM42 10V9H41ZM49 10V11H50ZM55 10H56V8H55ZM75 10V9H74ZM83 10V9H82ZM82 10H81V12H82ZM94 10V9H93ZM135 10H138V9H135ZM159 10V9H158ZM175 10V9H174ZM184 10V9H183ZM182 10V11H183ZM187 10V9H186ZM201 10V9H200ZM69 11V10H68ZM140 11V10H139ZM144 11V10H143ZM142 11V12H143ZM146 11V10H145ZM177 11H179L178 9H177ZM177 11H175V12H177ZM182 11H180V12H182ZM189 11V10H188ZM50 12H52V11H50ZM58 12V11H57ZM93 12H95V11H93ZM104 12V11H103ZM105 12H106V10H105ZM159 12H161V9L159 10ZM173 12V11H172ZM201 12H202V10H201ZM249 12V14L251 15V19L250 20H248L250 17V15L249 14H247ZM74 13V12H73ZM96 13H98V12H96ZM140 13V12H139ZM183 13V12H182ZM182 13H179L180 15L182 14ZM185 13V12H184ZM183 13V14H184ZM187 13V12H186ZM192 13V12H191ZM194 13V12H193ZM203 13V12H202ZM247 15H246V14ZM40 14V13H39ZM50 14V13H49ZM67 14V13H66ZM88 14V13H87ZM95 14V13H94ZM104 14H106V13H104ZM140 14H142V13H140ZM140 14H138V15H140ZM145 14V13H144ZM160 14V13H159ZM176 14V13H175ZM182 14V15H183ZM44 15V14H43ZM54 15V14H53ZM59 15V14H58ZM62 15V14H61ZM74 15V14H73ZM91 15V14H90ZM93 15V14H92ZM98 15V14H97ZM96 15V17L95 18H97L98 16ZM137 15V16H138ZM146 15V14H145ZM152 15H153V12H152ZM156 15H157V13H156ZM161 15V14H160ZM173 15V14H172ZM172 15H169V16H172ZM178 15V14H177ZM179 15V16H180ZM193 15V14H192ZM196 15V14H195ZM243 15H246L247 16V18H245L246 16H243ZM249 15V16H248ZM67 16V15H66ZM85 17H87L86 15H84ZM104 16V18H106L107 19V17H105L106 15H103ZM117 16V17H116ZM143 16V15H142ZM149 16H151V15H149ZM169 16H168V18H169ZM179 16H177V17H179ZM185 16V15H184ZM183 16V17H184ZM46 17V16H45ZM49 17V16H48ZM74 17V16H73ZM100 18H101V21H102V17H101V15L99 16ZM153 17V16H152ZM166 17H165V19H166ZM172 17H175L174 15L172 16ZM187 17H189L188 15H187ZM198 17H200V16H198ZM249 17V18H248ZM38 18V17H37ZM36 18V19H37ZM40 18V17H39ZM62 19V21H65V23L66 22H69V23H66V27H67V25L68 24H71L72 25V19H69V17L68 18H66V17H64V15H62V17H60L59 16V18L56 20L57 22H59V19ZM87 18H89V17H87ZM90 18H91V16H90ZM89 18V19H90ZM95 18L93 19V20H95ZM114 18V19H115ZM149 18V17H148ZM190 19L192 18L191 17V15H190V17H189ZM201 18V19H202ZM10 19H12V20H10ZM51 19V18H50ZM50 19H48L49 21H47V20H45V22H43L42 24H43V27H42V29L40 28V27H38V28H40L41 29V33H42V31H44V30H46V29H48V30H52V29H56L57 27L56 26H54L55 25V23H53L52 21H50ZM61 19H60V22L59 23H61ZM76 19V18H75ZM99 19V18H98ZM105 19V20H106ZM117 19H115V20H117ZM173 19V18H172ZM171 19V20H172ZM188 19V18H187ZM200 19V20H201ZM53 20V19H52ZM71 20V21H70ZM82 20H84V19H82ZM105 20L103 19V22H104V24H105ZM109 20V19H108ZM108 20H106L107 22H108ZM111 20V19H110ZM170 20V21H171ZM175 20H176V18H175ZM180 20L181 19H179V21H177V22H180ZM184 20V19H183ZM199 20V21H200ZM40 21H41V18H40ZM54 21V20H53ZM55 21V22H56ZM98 21V20H97ZM100 21V20H99ZM98 21V22H99ZM153 21V20H152ZM154 21H156V19L154 20ZM166 21V20H165ZM228 21H229V25L231 26V24L233 23V22H235L236 24L237 23H240V24H237V25H235L234 23V26L232 25L231 27H233L232 29L230 28V26H229V28L230 29H228ZM42 22V21H41ZM96 22V21H95ZM94 22V23H95ZM103 22H101L102 24H103ZM115 22V21H114ZM143 22V21H142ZM150 22V21H149ZM159 22V21H158ZM158 22H156V23H158ZM172 22V21H171ZM232 22V23H231ZM64 23V24H65ZM116 23V22H115ZM114 23V24H115ZM161 23V22H160ZM170 23V22H169ZM206 23V24H205ZM33 24V23H32ZM64 24H62V25H60V26H62L63 27V25ZM81 24V23H80ZM97 24V23H96ZM99 24H100V22H99ZM133 24V23H132ZM146 25L147 23H145V22H143V25ZM154 24V23H153ZM165 24V23H164ZM167 24V23H166ZM180 24V23H179ZM200 24V23H199ZM27 25H28V27H27ZM35 25V24H34ZM56 25H58V23L56 24ZM91 25V24H90ZM98 25V24H97ZM109 25V24H108ZM131 25V24H130ZM135 25V24H134ZM203 25H201V26H203ZM242 25V24H241ZM78 26V25H77ZM86 26V25H85ZM116 26V25H115ZM127 26V25H126ZM138 26H141V25H138ZM147 26V25H146ZM150 26V25H149ZM149 26H147V27H149ZM159 26V25H158ZM185 26V25H184ZM238 26V27H239ZM36 27V26H35ZM59 27V26H58ZM70 27V26H69ZM69 27H68V29H69ZM74 27V26H73ZM72 27V28H73ZM90 27V26H89ZM88 27V28H89ZM102 27V26H101ZM129 27H131V26H129ZM133 27V26H132ZM157 27V26H156ZM37 28V29H38ZM60 28V27H59ZM80 28V27H79ZM91 28V27H90ZM104 28V27H103ZM113 28V27H112ZM111 28V29H112ZM118 28V27H117ZM126 28H128V27H126ZM140 28V27H139ZM139 28H138V30H139ZM150 28V27H149ZM192 28V27H191ZM236 28V27H235ZM39 29V30H40ZM66 29V28H65ZM71 29V28H70ZM76 29V28H75ZM107 29V28H106ZM109 29H110V27H109ZM110 29V30H111ZM130 29V28H129ZM136 29H137V27H136ZM144 29H145V26H144ZM152 29H154V28H152ZM178 29V28H177ZM183 29V28H182ZM190 30V28H187V30ZM237 29V28H236ZM244 28H242V30H243ZM32 30V29H31ZM38 30V31H39ZM102 30H104V29H102ZM120 30V29H119ZM174 30V29H173ZM172 30V31H173ZM181 30V29H180ZM200 30H201V28H200ZM229 30H230V32H229ZM231 30H233V31H231ZM238 30V29H237ZM241 29H240V31H242ZM246 30V29H245ZM245 30H243V31H245ZM29 31H30V29H29ZM38 31H37V33H38ZM63 31V30H62ZM82 31V30H81ZM92 31V30H91ZM109 31V30H108ZM108 31H105V33L107 32L108 33ZM112 31H113V29H112ZM111 31V32H112ZM115 31V30H114ZM118 31V30H117ZM129 31V30H128ZM141 31H143V30H141ZM150 31V30H149ZM153 31V30H152ZM157 31V30H156ZM169 31V30H168ZM183 31V30H182ZM186 31V30H185ZM31 32V31H30ZM57 32V31H56ZM71 32V31H70ZM75 32V31H74ZM122 32V31H121ZM126 32V31H125ZM133 32V31H132ZM136 32V31H135ZM139 32V31H138ZM146 32H148V31H146V29H145V32L144 33H146ZM160 32V31H159ZM165 32H167V30L165 31ZM164 32V33H165ZM170 32V31H169ZM189 32V31H188ZM190 32H192V30L190 31ZM189 32V33H190ZM194 32V31H193ZM237 32V31H236ZM238 32H239V30H238ZM249 32V31H248ZM40 33V32H39ZM49 33V32H48ZM54 33V32H53ZM73 33V32H72ZM83 33H85V32H83ZM93 33H95V32H93ZM114 33V32H113ZM117 32H115L114 33V35L116 36L117 34H116ZM134 33V32H133ZM140 33V32H139ZM149 33V32H148ZM156 33V32H155ZM161 33V32H160ZM159 33V36L161 35ZM172 33V32H171ZM171 33H169L170 35H172ZM176 33V32H175ZM178 33V32H177ZM199 33V32H198ZM242 33H244V32H242ZM241 33V34H242ZM55 34V33H54ZM79 34H81L80 32H79ZM86 34V33H85ZM103 34V33H102ZM130 34V33H129ZM128 34V35H129ZM154 33H152V35H153ZM163 34V33H162ZM228 35V36H224V35ZM35 35V34H34ZM57 35V34H56ZM67 35V34H66ZM86 35H89V34H86ZM92 35V34H91ZM90 35V36H91ZM137 35V34H136ZM141 35V34H140ZM147 35H150L151 36V34H147ZM180 35V34H179ZM181 35H183L182 33H181ZM180 35V36H181ZM223 35V37H221ZM234 35V34H233ZM237 35V34H236ZM235 35V36H236ZM36 36V35H35ZM40 36V35H39ZM44 36H46V35H44ZM85 36V35H84ZM99 36V35H98ZM113 36V35H112ZM118 36V35H117ZM143 36V35H142ZM142 36H141V39H142ZM153 36H157L156 34L155 35H153ZM153 36H151V37H153ZM156 37V38H160V37ZM172 36H174V35H172ZM185 35H183V37H184ZM200 36V35H199ZM241 36V35H240ZM240 36H238V37H240ZM33 37V36H32ZM43 37V36H42ZM46 37H48V36H46ZM60 37V36H59ZM83 37V36H82ZM81 37V38H82ZM87 37V36H86ZM94 37V36H93ZM97 37V36H96ZM95 37V38H96ZM120 37V36H119ZM118 37V38H119ZM125 37H127V36H125ZM138 38H139V35L137 36ZM145 37V36H144ZM163 37V36H162ZM169 37V36H168ZM176 37V36H175ZM182 37V38H183ZM228 37V38H227ZM231 37V36H230ZM238 37H236V38H238ZM243 37V36H242ZM70 38H72V37H70ZM85 38V37H84ZM113 38V37H112ZM116 38V37H115ZM129 38V37H128ZM127 38V39H128ZM134 38H136L135 36H134ZM146 38H148L147 36H146ZM201 38V39H202ZM220 38V40L218 41V39ZM223 38V39H222ZM224 38H226V40L224 39ZM232 38H233V36H232ZM235 38V37H234ZM241 38V37H240ZM32 39H34V37L32 38ZM39 39V38H38ZM54 39V38H53ZM58 39V38H57ZM94 39V38H93ZM120 39H123V38H121L120 37ZM140 39V38H139ZM144 39V38H143ZM153 38H151V40H152ZM161 39V38H160ZM166 39V38H165ZM176 39H177V37H176ZM186 38H184V40H185ZM242 39V38H241ZM244 39V40H245ZM30 40V39H29ZM74 40H76V39H74ZM114 40H116V39H114ZM125 40V39H124ZM129 40V39H128ZM147 40V43H148V41H149V38L148 39H144V41H146ZM155 40V39H154ZM167 40V39H166ZM181 41H183V39H180ZM180 40H177V41H180ZM187 40H189V39H187ZM193 40V39H192ZM195 40V39H194ZM222 40V41H221ZM225 40V42H223ZM231 40V39H230ZM240 39L238 38V41H239ZM20 41H22V44L21 45H19V42ZM44 41H45V39H44ZM81 41V40H80ZM80 41H78L79 43H80ZM153 41V40H152ZM157 41V40H156ZM197 42H198V39L196 40ZM217 41V42H216ZM233 41V40H232ZM231 41V42H232ZM234 41H235V39H234ZM28 43H30L29 41H27ZM26 42V43H27ZM38 42V41H37ZM47 42V41H46ZM50 42V41H49ZM59 42V41H58ZM65 42V41H64ZM68 42V41H67ZM67 42H65V44L67 43ZM72 42V41H71ZM74 42V41H73ZM117 42V41H116ZM120 42V41H119ZM167 42H169V41H167ZM188 42V41H187ZM190 42V41H189ZM208 42L210 43V46H209V44H208ZM40 43V42H39ZM108 43V42H107ZM121 43V42H120ZM124 43H125V41H124ZM130 43H131V41H130ZM146 43V44H147ZM153 43V42H152ZM154 43H155V41H154ZM161 43V42H160ZM166 43V42H165ZM180 43V42H179ZM196 43V42H195ZM199 43H200V41H199ZM233 43V42H232ZM231 43V44H232ZM235 43V42H234ZM12 44V46H10ZM33 44V43H32ZM62 44H64V43H62ZM90 44V43H89ZM116 44V43H115ZM127 44V43H126ZM136 44V43H135ZM139 44V43H138ZM150 44H151V42H150ZM157 44H158V42H157ZM190 44H192V42L190 43ZM198 44V43H197ZM243 44H245V43H243ZM251 44V46H254V45H252ZM264 44V43H263ZM31 45V44H30ZM55 45V44H54ZM128 45V44H127ZM127 45H123V46H126L127 47ZM143 45V44H142ZM154 45H156V44H154ZM159 45V44H158ZM157 45V46H158ZM238 45V44H237ZM262 45V44H261ZM24 45H22V47H23ZM34 46H35V44H34ZM37 46V45H36ZM67 46V45H66ZM70 46V45H69ZM98 46V45H97ZM102 46H103V44H102ZM108 46V45H107ZM115 46V45H114ZM147 46V45H146ZM148 46H149V44H148ZM152 47H153V45H151ZM160 46H162L161 44H160ZM199 46H200V44H199ZM239 46V45H238ZM236 47V45L234 46V47H236V48H240V47ZM241 47H242V45H240ZM250 46V45H249ZM249 46H246L247 48L249 47ZM251 46H250V48H251ZM258 46V45H257ZM264 46V45H263ZM8 47H10V49H7ZM21 47V48H22ZM31 47V46H30ZM40 47V46H39ZM45 47V46H44ZM47 47V46H46ZM89 47V46H88ZM95 47V46H94ZM93 47V48H94ZM104 47V46H103ZM131 47H134V46H131ZM141 47V46H140ZM159 47V46H158ZM157 47V48H158ZM171 47V46H170ZM231 48H233L232 46H230ZM36 48V47H35ZM53 48V47H52ZM71 48V47H70ZM75 48V47H74ZM78 48V47H77ZM80 48V47H79ZM83 48V47H82ZM86 48V47H85ZM97 48V47H96ZM109 48V47H108ZM128 48V47H127ZM130 48V47H129ZM135 48H136V46H135ZM148 48V47H147ZM189 49H191L192 50V48L193 47H188ZM201 48V47H200ZM235 48V49H236ZM28 49V48H27ZM110 49V48H109ZM134 49V48H133ZM138 49V48H137ZM144 49V48H143ZM150 49H152V48H149V50ZM156 49V48H155ZM153 49L154 51H151V52H155V54H157V56L159 55V51H157L158 49ZM161 49V48H160ZM159 49V50H160ZM166 49V48H165ZM172 49H175V47L174 48H172ZM249 49V48H248ZM247 49V50H248ZM252 49V48H251ZM250 49V50H251ZM258 49V48H257ZM23 50H25V48H23L22 50H20V52L22 53V52H24ZM32 50V49H31ZM39 50V49H38ZM58 50V49H57ZM66 50V49H65ZM72 50V49H71ZM88 50H90V48H88ZM98 50H100L99 48H98ZM98 50H96V51H98ZM102 50H104V49H102ZM106 50H107V48H106ZM105 50V52L107 53V54H109V56H110V53H108L107 51ZM111 50V49H110ZM131 50H132V48H131ZM148 50V51H149ZM182 50V49H181ZM198 50V51H199ZM232 50V49H231ZM237 50L238 49H236V50H234L235 52H237ZM242 50H245V49H241L240 51L242 52ZM246 50V51H247ZM249 50V51H250ZM255 50H256V48H255ZM255 50H253V51H255ZM262 50H263V48H262ZM42 51H43V49H42ZM78 51H80L79 49H78ZM83 51V50H82ZM81 51V52H82ZM109 51V50H108ZM112 51V50H111ZM110 51V52H111ZM115 51V50H114ZM126 51V50H125ZM136 51V49L134 50V52ZM142 51V50H141ZM146 51V50H145ZM161 51V50H160ZM186 51H187V49H186ZM185 51V52H186ZM194 51V50H193ZM198 51H196V54H198L197 52ZM211 51V55L209 54V52ZM245 51V53H247ZM75 52V51H74ZM102 52V51H101ZM100 51H99V53H101ZM116 52V51H115ZM115 52H114V54H115ZM120 52V51H119ZM131 52V51H130ZM140 52V51H139ZM157 52V53H156ZM162 52H164L163 51V48H162ZM165 52H167V51H165ZM178 52V51H177ZM184 52V53H185ZM191 52V51H190ZM219 53V55L217 54V53ZM233 52V51H232ZM25 53H26V51H25ZM44 53H46V52H44ZM88 53V52H87ZM93 53V52H92ZM91 53V54H92ZM147 53H149V52H147ZM168 53V52H167ZM220 53H221V55L222 56H220ZM229 53H230V51H229ZM238 53V52H237ZM251 53V52H250ZM253 53H255V52H253ZM262 53L264 54V51H262ZM13 54V55H14ZM30 54V53H29ZM39 54V53H38ZM66 54V53H65ZM84 54H86V53H84ZM96 54V53H95ZM97 54H98V52H97ZM96 54V55H97ZM106 54V55H107ZM119 54H121V53H119ZM131 54V53H130ZM136 54V53H135ZM152 54H154V53H152ZM165 54V53H164ZM173 54V53H172ZM192 54H193V52H192ZM248 55H249V53H247ZM256 54V53H255ZM22 55H24V54H22ZM21 55V56H22ZM40 55H41V57L43 58L45 55H43V52H42V54L40 53ZM40 55L38 56V58H40ZM60 55V54H59ZM89 55V54H88ZM105 55V56H106ZM140 55H142V54H140ZM161 55L163 56V54L161 53ZM161 55H159V57H161ZM167 56L169 55V54H166ZM174 55H175V53H174ZM200 55V56H201ZM217 55L218 56H220V59H222V61L220 60V62H218L219 61V59H218V57H217ZM235 55V54H234ZM252 55V54H251ZM250 55V56H251ZM16 56V57H17ZM20 56V57H21ZM61 56V55H60ZM64 56V55H63ZM68 56V55H67ZM73 56V55H72ZM71 56V57H72ZM90 56H92V55H90ZM99 56V55H98ZM108 56V55H107ZM129 56V55H128ZM135 56V55H134ZM133 56V57H134ZM139 56V55H138ZM137 56V57H138ZM148 56V55H147ZM166 56V57H167ZM170 56V55H169ZM172 56V55H171ZM189 56V55H188ZM229 56H231V60H230V57ZM239 56V55H238ZM244 56V55H243ZM243 56H241L239 59H241ZM16 57H14V58H16ZM20 57H18L16 60L14 59V58H12V59H14V61L12 62V64L9 62V57H8V62L13 66V69H14V65H16V64H18V65H20V63H22L21 62V60H19V58ZM35 57H37V55H35ZM101 57H102V55H101ZM115 57H116V55H115ZM114 57V58H115ZM119 57V56H118ZM131 57H132V55H131ZM145 58H146V56H144ZM151 57V56H150ZM153 57H154V55H153ZM159 57H157L158 59H159ZM163 57H165V56H163ZM178 57V56H177ZM222 57V58H221ZM232 57H233V59H232ZM259 57V56H258ZM11 58V57H10ZM22 58V57H21ZM26 56L24 55V57L22 58L23 60H26ZM37 58V59H38ZM41 58V59H42ZM49 58V57H48ZM48 58H45V63H46V65L47 66H50L49 68H52V67H54V66H56V65H52L51 64V62L52 61H50ZM61 58V57H60ZM74 58V57H73ZM108 58V57H107ZM121 58V57H120ZM125 58V57H124ZM136 58V57H135ZM134 58V59H135ZM139 58V57H138ZM144 58V59H145ZM149 58V57H148ZM162 58V57H161ZM168 58V57H167ZM167 58H165V59H167ZM172 58H173V56H172ZM185 58V57H184ZM196 58V57H195ZM201 58V57H200ZM245 58H247L248 59V57L246 56ZM7 59V58H6ZM46 59H48V61H50L49 63L47 62V60ZM65 59V58H64ZM75 59V58H74ZM94 59V58H93ZM97 59V58H96ZM106 59V58H105ZM112 59V58H111ZM110 59V60H111ZM152 59V58H151ZM157 59V60H158ZM174 59H175V57H174ZM173 59V60H174ZM22 60V61H23ZM29 60H30V58H29ZM27 61L26 63H28V62H30V61ZM35 60H36V58H35ZM51 60H53V59H51ZM56 60V59H55ZM58 60V59H57ZM95 60V59H94ZM109 60V59H108ZM117 60V59H116ZM119 60V59H118ZM121 60H123V59H121ZM120 60V61H121ZM127 60V59H126ZM153 60V59H152ZM151 60V61H152ZM156 60V63H157V65L160 63L159 61H157ZM170 60H171V58H170ZM169 60V61H170ZM178 59L176 58V60H174V61H177ZM181 60V59H180ZM184 59H182L181 61H183ZM235 62H234V61ZM244 60V59H243ZM256 60H258L259 61V59L258 58H256ZM2 61V62H1ZM40 61V60H39ZM41 61H43V60H41ZM40 61V62H41ZM133 61V60H132ZM146 61V60H145ZM166 61V60H165ZM164 61V62H165ZM167 61H168V59H167ZM185 61V60H184ZM195 61V60H194ZM194 61H193V63H194ZM242 60H240V62H241ZM249 61H250V59H249ZM253 61V60H252ZM255 61V60H254ZM258 61H257V63H256V65L255 66H259V65H257L258 64ZM263 61V60H262ZM6 63H7V61H5ZM44 62V61H43ZM116 62V61H115ZM125 62H127V61H125ZM124 62V63H125ZM153 62V61H152ZM171 62V61H170ZM180 62V61H179ZM234 62V63H233ZM243 62H246V61H243ZM261 62V61H260ZM259 62V64L261 65V63ZM37 63V62H36ZM35 63V64H36ZM67 63V62H66ZM91 63V62H90ZM89 63V64H90ZM101 63V62H100ZM104 63V62H103ZM122 63H123V61H122ZM132 63V62H131ZM168 63V62H167ZM178 63V62H177ZM198 63H196V65L198 66ZM232 63V64H231ZM249 63V62H248ZM40 64V63H39ZM42 65H43V63H41ZM54 64V63H53ZM60 64V63H59ZM65 64V63H64ZM88 64V63H87ZM128 64H129V62H128ZM146 64V63H145ZM149 64V63H148ZM147 64V65H148ZM165 64H166V62H165ZM184 64H186V62L184 63ZM184 64H182V65H184ZM188 64V63H187ZM190 64V63H189ZM192 64V63H191ZM245 64V63H244ZM9 65V64H8ZM22 65V64H21ZM23 65H24V63H23ZM30 65V64H29ZM38 65V64H37ZM41 65V66H42ZM45 65V68H42V69H44L45 71H47V66ZM82 65V64H81ZM79 66V68H81L82 66ZM96 65V64H95ZM131 65V64H130ZM134 65V64H133ZM142 65H144V64H142ZM146 65V66H147ZM160 65L162 66V64L160 63ZM169 65V64H168ZM167 65V69L166 68H164V72L162 71L163 70V68L160 66V68H162L161 69V72H160V74L163 72V74H165V71H166V73L168 72V69H169V66ZM176 67H175V66ZM179 65H181V64H179ZM195 65V66H196ZM246 66H247V63L245 64ZM1 66V65H0ZM4 66V65H3ZM6 66H7V64H6ZM6 66H4V67H6ZM10 66V65H9ZM8 66V67H9ZM12 66H10L11 67V69H12ZM17 66V65H16ZM15 66V67H16ZM52 66V67H51ZM57 66H59V65H57ZM69 67H70V65H68ZM77 66V65H76ZM75 66V67H76ZM87 66V65H86ZM89 66V65H88ZM100 66V65H99ZM98 66V67H99ZM117 66V65H116ZM115 66V67H116ZM121 66H123L124 67V65H121ZM134 66H136V64L134 65ZM134 66H132V68L134 67ZM151 66H152V63H151ZM155 66V65H154ZM159 66V65H158ZM172 66V65H171ZM170 66V69H172V71L174 70H176V69H174V68H177L178 66H177V64H174L173 63V68ZM246 66H241L242 68H244V69H246L245 67ZM262 66V65H261ZM260 66V68L257 70L258 72L259 71H261L262 70V67ZM264 66V65H263ZM7 67V68H8ZM9 67V68H10ZM26 67V66H25ZM39 67V66H38ZM42 67H44V65L42 66ZM66 67V66H65ZM74 67V68H75ZM85 67V66H84ZM91 67V66H90ZM93 67V66H92ZM94 67H96L97 68V66H94ZM106 67V66H105ZM107 67H108V65H107ZM112 67V66H111ZM114 67V68H115ZM129 67V66H128ZM128 67H126V68H128ZM145 67V66H144ZM150 67V66H149ZM156 67V66H155ZM186 67V70H189V69H191V68H187V66H185ZM189 67V66H188ZM192 67H193V64H192ZM199 67H200V65H199ZM249 67V66H248ZM252 67V66H251ZM2 70H3V68H2V66L0 67ZM8 68V69H9ZM17 68H19V66L17 67ZM28 68V67H27ZM55 68V67H54ZM58 68V67H57ZM61 68V70H63L62 69V65H60V67H59V69ZM64 68V67H63ZM67 68V67H66ZM78 68V69H79ZM88 68V67H87ZM86 68V69H87ZM119 69H121L120 67H118ZM125 68V67H124ZM130 68L131 67H129V70H130ZM135 68V67H134ZM184 68V67H183ZM255 68V67H254ZM7 69V70H8ZM33 69V68H32ZM40 69V68H39ZM65 69V68H64ZM70 69V68H69ZM77 69V68H76ZM81 69H84L83 67L81 68ZM90 69H92V68H89V70ZM93 69H95V68H93ZM109 69H111V68H109ZM108 69V70H109ZM112 69H113V67H112ZM139 69V68H138ZM145 69H147V68H145ZM150 69V68H149ZM166 69V70H165ZM170 69H169V72L168 73H170ZM200 69H199V71H200ZM251 69V68H250ZM6 70V69H5ZM21 70H22V68H21ZM24 70V69H23ZM25 70H27V69H25ZM35 70V69H34ZM56 70V69H55ZM72 70V69H71ZM75 70V69H74ZM80 70V69H79ZM99 70H101V69H99ZM105 69L103 68V71H104ZM115 69H113L112 70V72L114 71ZM118 70V69H117ZM144 70V69H143ZM158 70V69H157ZM180 70H182V69H180ZM184 70V69H183ZM186 70H184V71H186ZM196 70V69H195ZM195 70H193V71H195ZM248 71L247 72H249V71H251V70H249V69H247ZM255 70V69H254ZM264 70V69H263ZM262 70V72L261 73H259L258 74V72H257V75H261V76H263L264 77V71ZM18 71V70H17ZM83 71V70H82ZM82 71L80 72V74L82 73ZM84 71H85V69H84ZM84 71H83V73H84ZM87 71V73H85V74H88V73H91V72H88V70H86ZM116 71V70H115ZM121 71H122V69H121ZM134 71V70H133ZM146 71V70H145ZM155 71H156V69H155ZM171 71V72H172ZM174 71H173V75H171V74H166V76L168 75L169 77L171 76L172 78L171 79H173V81L172 82H177L178 84H177V86H176V84L174 85V88L176 89V88H179V89H177V91L178 90H180L181 91V95H183L182 93H184V92H186V91H184V92H182L183 90H181L182 88H181V86L183 87V89L184 90H186V88H188L190 85H191V83L193 82V81H191L190 79H192V78H189L187 75H188V73H189V71H188V73H187V75H185V77H186V79H187V81L188 80H190L191 81V83H188L187 85H186V83H183V81L181 82L180 80H182V78L184 77H181V73H177V72H175L174 73ZM179 71V70H178ZM184 71H183V73H184ZM198 71V70H197ZM244 71V70H243ZM246 71V70H245ZM244 71V72H245ZM6 72V71H5ZM16 72V71H15ZM25 72V71H24ZM32 72V71H31ZM30 72V73H31ZM34 72V71H33ZM65 72V71H64ZM66 72H68V71H66ZM72 72H74V71H72ZM79 72H75V73H79ZM125 72V71H124ZM129 72V71H128ZM131 72H132V70H131ZM136 72H138L137 70H136ZM150 72H151V70H150ZM158 72V71H157ZM181 72V71H180ZM196 72V71H195ZM243 72V73H244ZM7 73H9L8 71H7ZM20 73V72H19ZM70 73V72H69ZM75 73H74V75H75ZM92 73H94V71L92 72ZM91 73V74H92ZM96 73V72H95ZM97 73H101L100 71L99 72H97ZM117 73V72H116ZM121 73H123V72H121ZM152 73H153V70H152ZM156 73V72H155ZM176 73H177V75H176ZM182 73V74H183ZM185 73V74H186ZM190 73H194V72H192V71H190ZM226 73V74H225ZM232 73V72H231ZM230 73V75H231V77L230 78H232L231 80H233L234 78H233V76H232V74ZM238 73V72H237ZM240 73H241V71H240ZM12 74V73H11ZM16 74H17V72H16ZM21 74V73H20ZM25 74V73H24ZM35 74H36V72H35ZM35 74H33V73H31V74H29L28 76H26V77H24L22 80H21V82L23 83V84H25L27 87H36V88H34V90H38V86H35L36 84H37V82H36V80H35ZM39 73H37L36 74V77H38L37 75H38ZM40 74H41V72H40ZM72 74V73H71ZM70 74V75H71ZM118 74H120V73H118ZM124 74V73H123ZM126 74V73H125ZM142 74V73H141ZM158 74V73H157ZM157 74H155V75H157ZM163 74H161V76L163 75ZM177 76H175V75ZM180 74V76H178ZM196 74V73H195ZM239 74V73H238ZM238 74H236L238 77H239V75ZM245 74V73H244ZM249 74V76H250V72L248 73ZM247 74V75H248ZM263 74V75H262ZM0 75L2 76V75H5V73L3 72V71H1L0 70ZM7 75V74H6ZM60 75V74H59ZM73 75V76H74ZM77 75V74H76ZM107 75H108V73H107ZM114 75V74H113ZM117 75V74H116ZM127 75V74H126ZM125 75V76H126ZM129 75V74H128ZM133 75V74H132ZM137 75H138V73H137ZM151 75V74H150ZM154 75V74H153ZM152 75V76H153ZM184 75V74H183ZM191 75V74H190ZM189 75V76H190ZM196 75H198V74H196ZM235 75V74H234ZM253 75V74H252ZM9 76H10V74H9ZM8 76V77H9ZM15 76V75H14ZM45 76V75H44ZM68 76V75H67ZM84 78H85V76L84 75H82ZM81 76V77H82ZM90 76V75H89ZM94 76H96L95 74H94ZM99 76V75H98ZM100 76H103V75H100ZM119 76V75H118ZM143 76V75H142ZM141 76V77H142ZM160 76V75H159ZM166 77V79L168 78L169 79V77ZM174 76V77H173ZM219 76V77H218ZM226 76V77H225ZM236 76V77H237ZM242 77H243V75H241ZM261 76H259L258 77V79L259 78H261ZM5 76H3V78H4ZM11 77V76H10ZM16 77V76H15ZM18 77H19V75H18ZM77 77H80L79 75L77 76ZM83 77H82V79H83ZM87 77H88V75H87ZM105 77V74H104V76H103V78ZM123 77V76H122ZM132 77V76H131ZM140 77V78H141ZM144 77H146V76H144ZM155 77H157L156 79H155ZM164 77V76H163ZM176 77V78H175ZM190 77H194L193 75L192 76H190ZM197 77V76H196ZM257 77V76H256ZM20 78V77H19ZM64 78V77H63ZM67 78V77H66ZM95 78V77H94ZM113 78V77H112ZM118 78V77H117ZM147 78V77H146ZM145 78V79H146ZM153 78V77H152ZM189 78V79H188ZM199 77H197V79H198ZM225 78H227L228 80H226ZM250 78H251V76H250ZM5 79V78H4ZM3 79V81H5ZM40 79V78H39ZM53 79V78H52ZM60 79V78H59ZM81 79V78H80ZM87 80H88V78H86ZM143 79V78H142ZM154 81L152 82L150 79V81H151V84H150V82H148V83H144L142 86H141V84H140V88H139V98L137 99V100H134V98L132 99V100H134L135 102H136V104L135 105H137L136 107H138V108H140L141 110H143V111H146V116H147V110H149V111H153V113H150V115H149V113H148V115L149 116H151V117H149L150 118V127L148 126V128H150V129H143V131H141V133H140V135L142 134V133H144V130H146V133H145V135H144V137L143 136H139V138H141V137H143V139L142 140H139L138 139V141H134L132 144H131V141H130V144H129V146L127 145V146H125V145H121L120 146V149H118V150H120V153H119V151L118 150H116V151H118V153H116L114 150V153L112 152V149L110 150L109 149V146H107V147H104V142H102L101 143V141L103 140H105V139H103V137L104 136H107L106 138H113V135H104V136H102V138H95L94 137V139H93V143L95 144H93V147L95 146V149H99V150H102V152H104L105 154H106V156H104V157H106V159L104 160L105 162V164H104V167H108L109 169H111V171H113V170H119V175L121 176V178L120 179H118L117 178V180H115V184L114 185H126L127 187H129V185L130 186H132V188H135L136 189V191H134V195H135V197H136V199H137V197H138V203L140 204L139 205V209H138V212H136V214H135V216H132V218H131V228L129 229V230H126V233H125V231H124V234H123V236L122 237H119V238H117V237H115L114 236V234L112 235V236H114V238H113V240H114V242H116V244L118 243V245H119V243H121V240H122V243L124 242H126L125 241V239L128 237V234L130 235V236H132L133 234V232H134V229L132 228V225H134V223H135V225H136V223L137 222H135L136 220H137V218H140L141 217V221H142V228H143V231L141 232L142 233V236H143V233H145L148 237L147 238H149V232L150 231H152V230H154L155 232H158V234L160 235V237H158V238H156L157 237V235L158 234H155L156 236H155V238L157 239H155V242L154 243H151V244H147L146 246H143L142 247V249L140 250V254L139 255H136L135 256V258L137 259L134 263L131 261V263H133V264H148V263H150V264H189V262H190V264H191V262H192V258L190 257V256H188V257H190L191 258V260H189V258L187 257V253L189 252V251H191V252H193V250L195 249V247H196V245L194 244L195 242L194 241H192L193 240V238H192V240L190 241V239L188 238V241L186 242V244H185V242H184V246H185V249H186V253H184V254H182L181 253V256H176V255H174V253H173V251H174V247H173V245H172V241H170L169 242V239H170V237H172V239H174L173 237H179L181 234H182V236H184L185 237V235H183L184 233H186L187 232V230H189L190 231V234H192L193 235V233H195V235H196V232H194V229L196 228L195 226H197V225H195V224H199V222H197L196 223V214H198V213H196V212H199L200 211V209H199V207H200V205H202L203 204V207H205L206 209H209V211H210V208L212 207V208H214V205L211 203V196H210V189H208L209 191H208V193H206L205 192V194H208L207 196H205V197H203L204 196V191H205V189H204V191L203 192H201V187H202V183H201V180H203V178L202 177H200V176H202V173H201V171L202 170H199V168L200 167H198L197 165V160H196V162H195V164H194V159H195V157H194V159L192 158V157H190V156H188L190 153H188V155H186L187 154V152H185L186 154H184V149H183V146H184V148L186 147V144L187 143H190L191 145H193L194 143H195V137L197 136V134H196V136H195V134H194V132H195V130L193 129L194 127H193V122H194V120H190L189 118H193L192 116V114H191V116L188 118V111L189 112H191L190 111V109L191 108H193L194 107V109H196L197 107L194 105V104H197V102L199 101L198 99L200 98V100L202 101V102H204L202 99H201V97H197L198 95H196L197 93H198V89H197V91H192L191 92V90H194V89H192L193 88V83L195 82V84H197L196 83V80L192 83V86H190V88H188L189 89V92L190 93H192L193 94V96L192 95H190V93L189 92H187V94L185 93L184 95H183V97L181 98V97H179V98H176L173 94H171V93H175L176 94V92L175 91H173V92H171L172 90H166V91H169V92H167V93H170L171 95V97L168 99L167 97L169 96V94H167L168 96H165V86H167L164 82H166V81H164L163 82V80H162V77H158V75L157 76H154ZM163 79H165V78H163ZM165 79V80H166ZM184 79V78H183ZM186 79H185V82H186ZM201 79H203V81L201 80ZM241 79V77L238 79V80H240ZM247 77H246V81H247ZM256 79V78H255ZM258 79H256V81H258ZM8 80V79H7ZM54 80V79H53ZM62 80V79H61ZM84 80V79H83ZM98 80V79H97ZM119 80V79H118ZM130 80V79H129ZM148 80V81H149ZM175 80V81H174ZM235 80V79H234ZM251 80V79H250ZM262 80V79H261ZM1 81V83L0 84H2L3 82H2V79L0 80ZM16 81V80H15ZM19 81H20V79H19ZM19 81H16V82H14V80L13 81H9L8 83H12V82H14V85H13V88H15V87H17V85L19 84ZM38 81V80H37ZM49 81V80H48ZM75 81V80H74ZM140 81V80H139ZM143 81V80H142ZM145 81V80H144ZM228 81V82H227ZM243 81H244V78H243ZM245 81V82H246ZM259 81H260V79H259ZM20 82V83H21ZM35 82H36V84H35ZM39 82V81H38ZM79 82V81H78ZM81 82H82V80H81ZM127 82V81H126ZM172 82L170 81V83L171 84H168V86L169 85H171V86H173L172 85ZM211 82V83H210ZM236 82H238L237 80H236ZM241 82V81H240ZM264 82V80H262V81H260L259 83L260 84H262ZM65 83V82H64ZM76 83V82H75ZM137 83V82H136ZM228 83V84H227ZM239 83V82H238ZM244 83V82H243ZM39 84H41V83H39ZM38 84V85H39ZM52 84V83H51ZM55 84H57V83H54V85ZM60 84V83H59ZM165 84V85H164ZM194 84V85H195ZM250 84V83H249ZM5 85H10V84H5V83H3V85L2 86H4L5 87ZM202 85V86H203ZM233 87L234 86H237V84L236 83H234L233 82ZM239 85V84H238ZM247 85V83H245V86ZM256 85V84H255ZM254 84L252 85V86H255ZM6 86V87H7ZM23 86V85H22ZM41 86V85H40ZM53 86V85H52ZM79 86V85H78ZM167 86V87H168ZM176 86V87H175ZM179 86V87H178ZM187 86V87H186ZM201 86V87H202ZM259 86V85H258ZM263 86V88H264V85H262ZM262 86L260 85V87L262 88ZM4 88L3 89V87L1 88V89H3L2 91H4L5 89H6V91H10L11 89H13V88H10V89H8L7 90V88ZM77 87V86H76ZM184 87H186V88H184ZM192 87V88H191ZM196 87V86H195ZM194 87V88H195ZM200 87V85L198 84V88ZM217 87H221L219 90L220 91H222V94H221V97H220V93L218 94V91H217ZM229 87V86H228ZM241 87L243 88V90L245 89V87H244V85L242 86L241 85ZM248 87V86H247ZM251 87V84L249 85V87L248 88H250ZM259 87V88H260ZM42 90H48V88H49V91L51 90V85L47 82V81H44L43 80V84H42V87H40ZM78 88V87H77ZM88 88V87H87ZM94 88V87H93ZM119 88V87H118ZM135 88V87H134ZM170 88V87H169ZM181 88V89H180ZM225 88V90H229V88H227L226 89ZM232 88V87H231ZM235 88H237V87H235ZM240 88V87H239ZM247 88V89H248ZM253 88V87H252ZM251 88V89H252ZM28 89V88H27ZM32 89V88H31ZM65 89V88H64ZM86 89V88H85ZM150 90L149 92H148V94L149 93H151V91H152V96L149 98L150 99V101L152 102V103H150V101H149V99L148 98H146L145 97V95H147V93L144 95L143 93H145V91L147 92V90ZM174 89V90H175ZM187 89V90H188ZM191 89V90H190ZM196 89V88H195ZM200 89H202V90H206V89H204V86L202 87V88H200ZM254 89V88H253ZM252 89V90H253ZM105 90V89H104ZM109 90H111V89H109ZM116 90V89H115ZM130 89H128V91H129ZM232 90V89H231ZM260 90V89H259ZM262 90V89H261ZM260 90V91H261ZM1 91V90H0ZM66 91V90H65ZM123 91H124V89H123ZM136 91V90H135ZM144 91V92H143ZM180 91H179V93H178V95L180 94ZM245 91V90H244ZM256 91V90H255ZM255 91H254V93H255ZM258 91V90H257ZM256 91V92H257ZM259 91V92H260ZM18 92V91H17ZM25 92V91H24ZM27 92V91H26ZM25 92V93H26ZM33 92V91H32ZM36 92V91H35ZM40 92H41V90H40ZM46 92V91H45ZM90 92V91H89ZM98 92V91H97ZM195 92H197V93H195V95H194V93ZM205 92V91H204ZM262 92H264V91H262ZM11 93V92H10ZM21 93V92H20ZM42 93V92H41ZM48 93V92H47ZM47 93H45V94H47ZM51 93V92H50ZM57 93V92H56ZM67 93V92H66ZM112 93V92H111ZM126 93V92H125ZM130 93V92H129ZM128 93V94H129ZM199 93H200V91H199ZM206 93H207V91H206ZM232 93V92H231ZM230 93V94H231ZM233 93H235V91H234V89H233ZM232 93V94H233ZM261 93V92H260ZM36 94V93H35ZM39 94V93H38ZM68 94H70V93H68ZM90 94V93H89ZM98 94V93H97ZM105 94V93H104ZM116 94V93H115ZM123 94V93H122ZM133 94V93H132ZM138 94V93H137ZM151 94H149V96L151 95ZM203 94V93H202ZM230 94H228V100H229V97L230 98H232L231 97V95ZM29 95V94H28ZM33 95V94H32ZM64 95V94H63ZM66 95V94H65ZM82 95V94H81ZM102 95V94H101ZM101 95L99 96V97H101ZM111 95V94H110ZM109 95V96H110ZM120 94L118 93V96H119ZM123 95H125V94H123ZM135 95V94H134ZM176 98L175 99V101H171V98L173 99V96ZM206 95V94H205ZM208 95V94H207ZM206 95V96H207ZM230 95V96H229ZM235 94H233V96H234ZM256 96L258 95V93L257 94H255ZM3 96H4V98H5V96H9L10 97V94L8 93V95H4L3 94ZM43 96V95H42ZM97 96V95H96ZM106 96V95H105ZM116 96V95H115ZM126 96V95H125ZM129 96V95H128ZM131 96V95H130ZM129 96V97H130ZM148 96V97H149ZM176 96H177V94H176ZM180 96V95H179ZM200 96V95H199ZM202 96V95H201ZM204 96V95H203ZM202 96V97H203ZM244 96V97H243ZM39 97V96H38ZM40 97H41V95H40ZM56 97V96H55ZM57 97H59V96H57ZM74 97V96H73ZM82 97V96H81ZM108 97V96H107ZM128 97V98H129ZM133 97V96H132ZM137 97V96H136ZM238 97V98H239ZM257 97H259V96H257ZM256 97V98H257ZM37 98V97H36ZM36 98H35V100H34V103H35V105H38L36 108H37V111L39 112L40 111V113L42 112V113H44V112H46V110H48L42 103H41V101H39L38 99L36 100ZM42 98V97H41ZM72 98V97H71ZM91 98V97H90ZM102 98V97H101ZM111 98V100H112V96L110 97ZM115 98V97H114ZM123 98V97H122ZM168 100H167V99ZM181 98V99H180ZM196 98H198V99H196ZM234 98V97H233ZM235 98H236V95H235ZM237 98V99H238ZM261 100L260 101H262V97H259ZM264 98V97H263ZM2 99V98H1ZM25 99V98H24ZM30 99H31V97H30ZM46 99H48V98H46ZM61 99V98H60ZM73 99V98H72ZM89 99V98H88ZM93 99H95V98H93ZM96 99H98V98H96ZM96 99H95V101H96ZM100 99V98H99ZM116 99V98H115ZM118 99V98H117ZM131 99V98H130ZM136 99V98H135ZM177 99H179V100H177ZM204 99V98H203ZM258 99V98H257ZM19 100V99H18ZM69 100V99H68ZM80 100V99H79ZM123 100V99H122ZM131 100V101H132ZM177 100V101H176ZM198 100V101H197ZM208 100H210V99H208ZM234 100H236V99H234ZM239 100V99H238ZM23 101V100H22ZM26 101V100H25ZM45 101V100H44ZM57 101V100H56ZM86 101V100H85ZM98 101V100H97ZM96 101V102H97ZM114 101V100H113ZM130 101V102H131ZM200 101V103H202ZM210 101V102H211ZM219 101V102H218ZM233 101V100H232ZM264 101V100H263ZM6 102H8V101H6V100H3V101H1L0 102V127H3L4 126V119H6L5 117H6V114H7V105L9 104H6ZM73 102V101H72ZM100 102V101H99ZM122 102V101H121ZM124 102V101H123ZM128 102V101H127ZM206 102H207V99H206ZM209 102V101H208ZM207 102V103H208ZM25 103V102H24ZM33 103V104H34ZM62 103V102H61ZM65 103V102H64ZM82 103V102H81ZM106 103H109V100H108V102H106ZM129 103V102H128ZM205 103V102H204ZM204 103H202V104H204ZM220 103V104H219ZM230 103H233V102H231V100H230ZM261 103V102H260ZM16 104V103H15ZM27 104V103H26ZM32 104V105H33ZM63 104V103H62ZM68 104V103H67ZM127 104V103H126ZM210 104V103H209ZM208 104V105H209ZM212 104V103H211ZM226 104V103H225ZM256 104V105H255ZM71 105V104H70ZM95 105V104H94ZM111 105V104H110ZM152 105H154L153 106V109H150L151 107H152ZM192 105H194V106H192ZM198 105V104H197ZM207 105V104H206ZM227 105H229V103L227 104ZM264 105V104H263ZM9 106V105H8ZM24 106V105H23ZM60 106H61V104H60ZM60 106H58V108L60 107ZM65 106V105H64ZM68 106V105H67ZM76 106V105H75ZM90 106V105H89ZM89 106H87V107H89ZM105 106V105H104ZM150 106V107H149ZM192 106V107H191ZM203 106V105H202ZM210 106V105H209ZM225 106V105H224ZM231 106H232V104H231ZM231 106H230V108H231ZM15 107V106H14ZM18 107V106H17ZM51 107V106H50ZM55 107H57V106H55ZM73 106H71L70 108H72ZM85 107V106H84ZM86 107V108H87ZM96 107V106H95ZM118 107L120 108L121 107V105H118ZM126 107H128V106H126ZM147 107H149L148 109H147ZM191 107V108H190ZM196 107V108H195ZM229 107V106H228ZM261 109H260V108ZM24 108V107H23ZM28 108V110H29V107H27ZM61 108V107H60ZM66 109V107H63V109ZM115 108V107H114ZM129 108V107H128ZM155 108V109H154ZM188 108H190V109H188ZM204 108H208V110L210 109L209 107H205V104H204ZM218 108V109H217ZM233 108V107H232ZM22 109V108H21ZM35 109V108H34ZM39 109V110H38ZM49 109H52V107L51 108H49ZM55 109V108H54ZM64 109V110H65ZM67 109H69V107H67ZM82 109V108H81ZM95 109H97V108H95ZM101 109V108H100ZM135 109V108H134ZM203 108H199V110H202ZM205 109V110H206ZM233 109H235V108H233ZM264 109V108H263ZM30 110H32V109H30ZM53 110V109H52ZM62 110V109H61ZM63 110V111H64ZM71 110V109H70ZM73 110V109H72ZM88 110H89V108H88ZM130 110V109H129ZM136 110H137V108H136ZM141 110H140V112H141ZM188 110V111H187ZM220 110V112H218ZM232 110V109H231ZM34 110H32V112H33ZM60 111V110H59ZM79 111V110H78ZM97 111V110H96ZM96 111H95V113H96ZM100 111V110H99ZM148 111V112H149ZM202 111H204V110H202ZM19 112H21V111H19ZM22 112H25V111H22ZM29 112V111H28ZM28 112H26V113H28ZM35 112V111H34ZM62 112V111H61ZM66 112H67V110H66ZM65 112V113H66ZM68 112H69V110H68ZM72 112V111H71ZM108 112V111H107ZM123 112V111H122ZM136 112V111H135ZM194 111H192L191 113H193ZM196 112H198V110L196 111ZM200 112V111H199ZM196 113L195 115H197V114H200V113ZM207 112V111H206ZM209 112V111H208ZM234 112V111H233ZM11 113V112H10ZM41 113V114H42ZM53 113V112H52ZM56 113V112H55ZM64 113V112H63ZM103 113V112H102ZM202 113H204L205 114V112H202ZM215 113H216V115H215ZM235 113V112H234ZM45 114V113H44ZM59 114H61V113H59ZM67 114V113H66ZM73 114H75V113H72L71 115H73ZM79 114V113H78ZM82 114V113H81ZM128 114V113H127ZM132 114V113H131ZM141 114V113H140ZM144 114V113H143ZM210 114V115H211ZM19 115V114H18ZM25 115H27V114H25ZM58 115V114H57ZM62 115V114H61ZM94 115V114H93ZM109 115V114H108ZM114 115V114H113ZM120 116H121V114H119ZM137 115V114H136ZM201 115V114H200ZM203 115V114H202ZM208 116H209V114H207ZM234 115V114H233ZM17 116V115H16ZM49 116H51V115H49ZM54 116H56V115H54ZM74 116V115H73ZM77 116V115H76ZM79 116V115H78ZM77 116V117H78ZM90 116H91V114H90ZM100 116H101V114H100ZM99 116V117H100ZM105 116V115H104ZM127 116V115H126ZM145 116V117H146ZM211 116H213V115H211ZM258 116V115H257ZM13 117V116H12ZM38 117V116H37ZM44 117V116H43ZM45 117H46V115H45ZM57 117H59V116H57ZM72 117V116H71ZM76 117V118H77ZM81 117V116H80ZM103 117V116H102ZM101 117V118H102ZM108 117H110V116H108ZM139 117V116H138ZM143 117V116H142ZM148 117V116H147ZM196 117V116H195ZM201 117V116H200ZM16 118V117H15ZM35 118V117H34ZM50 118V117H49ZM60 118H62V116L60 117ZM63 118H65V123L64 122H62V120H61V122H62V124H61V126L63 125V123L64 124H67V122H66V117H63ZM68 118H70L69 116H68ZM89 118V117H88ZM90 118H92V117H90ZM111 118V117H110ZM116 118H117V116H116ZM120 118V117H119ZM133 118V117H132ZM137 118V117H136ZM149 118L148 119H146L147 121L149 120ZM198 118H199V116H198ZM204 118L206 119L207 117H205L204 116ZM209 118V117H208ZM211 118H214V117H211ZM257 118V117H256ZM11 119V118H10ZM29 119H30V117H29ZM36 119H38V118H36ZM50 119H52V118H50ZM78 119V118H77ZM82 119V118H81ZM99 119V118H98ZM113 119V118H112ZM126 119V118H125ZM128 119V118H127ZM197 119V118H196ZM199 119H201V118H199ZM198 119V120H199ZM215 119V118H214ZM261 119H262V117H261ZM19 120V119H18ZM21 120H23V119H21ZM39 120V119H38ZM43 120V119H42ZM46 120V119H45ZM44 120V121H45ZM68 120V119H67ZM84 120V119H83ZM89 120V119H88ZM92 120V119H91ZM100 120V119H99ZM99 120H98V122H99ZM114 120V119H113ZM112 120V121H113ZM120 120V119H119ZM133 120H135L134 118H133ZM136 120H138V119H136ZM198 120L196 121V122H198ZM207 120V119H206ZM209 120V119H208ZM31 121V123H32V120H30ZM37 121V120H36ZM39 121H41V120H39ZM38 121V122H39ZM49 121V120H48ZM51 121H53V120H51ZM57 121V120H56ZM55 121V122H56ZM74 121L75 120H71L70 122H71V124H73L74 123ZM78 121V120H77ZM80 121V120H79ZM90 121V120H89ZM96 121V120H95ZM123 121V120H122ZM184 121H188V122H184ZM203 121H204V119H203ZM203 121H202V124H203ZM210 121L211 120H209V123H210ZM212 121H213V119H212ZM256 121V123H254ZM262 121H263V119H262ZM37 122V123H38ZM42 122V121H41ZM47 121H45V122H43L44 124H42V125H45V123H46ZM76 122V121H75ZM83 122V121H82ZM81 122V123H82ZM94 122V121H93ZM92 122V123H93ZM97 122V123H98ZM107 122V121H106ZM137 122V121H136ZM162 123V127L161 128H159L160 126L158 125V128H155L154 130H153V127H155L156 126V123ZM192 122V123H191ZM208 121H206V123H207ZM216 122V121H215ZM239 122V123H238ZM80 123V124H81ZM88 123V122H87ZM122 123V122H121ZM142 123V122H141ZM145 123V122H144ZM185 123H187L188 125H183V124H185ZM201 123V122H200ZM220 123V124H219ZM236 123H238L237 125H236ZM26 124V123H25ZM48 124V123H47ZM52 124V123H51ZM68 124H70L69 122H68ZM78 124V123H77ZM76 124V125H77ZM79 124V125H80ZM83 124V123H82ZM94 124H96V123H94ZM110 124V123H109ZM137 123H135V125H136ZM146 124V123H145ZM196 124V123H195ZM198 124H199V122H198ZM197 124V125H198ZM215 124V123H214ZM214 124H212V125H214ZM217 124V123H216ZM215 124V125H216ZM230 124H231V126H230ZM34 125H35V123H34ZM53 125H54V122H53ZM52 125V126H53ZM56 125H60V124H56ZM55 125V126H56ZM89 125V124H88ZM107 125H108V123H107ZM106 125V123L103 125V126H107ZM116 125V124H115ZM118 125V124H117ZM127 125V124H126ZM129 125V124H128ZM134 125V126H135ZM139 125H140V123H139ZM161 125V124H160ZM199 125H201V124H199ZM211 125V124H210ZM210 125H209V127H210ZM240 125L242 126V128L239 130V134H237V136H239L236 140L234 139H232V138H230V136L232 135H230V133H232L234 130H236L237 131V129H236V127L235 126H239L240 127ZM52 126H49V128H51ZM69 126H71V125H69ZM84 126V125H83ZM101 126V125H100ZM109 126V125H108ZM107 126V127H108ZM133 126V127H134ZM146 126H147V124H146ZM202 126V125H201ZM20 127V126H19ZM43 127V126H42ZM73 127H75V123H74V126ZM76 127H78V126H76ZM86 127H88V126H86ZM92 127V126H91ZM106 127V128H107ZM114 127V126H113ZM125 127V126H124ZM123 127V128H124ZM157 127V126H156ZM206 127V129L205 130H208L209 132V134L211 135V137H209L210 138V140H215L216 139V137H215V139H213L212 138V136H213V133H215L214 132V130L213 129H215V128H213L214 126H211L210 128L208 127V124H207V126H205ZM233 127H235V128H233ZM4 128V127H3ZM3 128H1L2 130H3ZM29 127H27L26 129H28ZM101 128V127H100ZM103 128V127H102ZM110 128V127H109ZM109 128H108V130H109ZM144 128H146V127H144ZM198 128V127H197ZM200 128V127H199ZM208 128V129H207ZM30 129V128H29ZM36 129H37V127H36ZM45 129V128H44ZM44 129H37V130H44ZM59 129V128H58ZM64 129H65V127H64ZM66 129H67V127H66ZM65 129V130H66ZM73 129V128H72ZM85 129V128H84ZM93 129V128H92ZM112 129V128H111ZM129 129V128H128ZM137 129V128H136ZM139 129L141 130V128L139 127ZM138 129V130H139ZM161 129V130H160ZM231 129H233V130H231ZM239 129V128H238ZM259 129V130H258ZM23 130H24V128H23ZM22 130V127H20V128H18V127H15L14 128V130H13V133H12V136H11V140H8V138L6 139L5 138V134L3 133V131H0V153L1 154H3V155H8V156H10V155H12V156H15V157H17V159L19 158V156H18V154L17 153H19L17 150H19L18 149V147L16 148V145L18 144V145H20V146H24L25 145V147H26V149L28 150V153L30 154V155H33L35 152H37V150H39V148L41 147V145L43 144V142L45 141V139L43 140L42 138H41V134H37V133H35L34 134V132H31V130H30V132H27L26 130H24L23 131ZM32 130H34V129H32ZM47 130V129H46ZM78 130H81L80 128L78 129ZM102 130V129H101ZM113 130V129H112ZM112 130H110V131H112ZM120 130V129H119ZM148 130V131H147ZM194 130V131H193ZM200 131H203L201 128L199 129ZM216 130H218L217 128L215 129V131ZM232 132H231V131ZM48 131V130H47ZM55 131V130H54ZM105 131V130H104ZM107 131V130H106ZM132 131V130H131ZM136 131V130H135ZM198 131V130H197ZM219 131V130H218ZM217 131V132H218ZM36 132V131H35ZM44 132V131H43ZM53 132V131H52ZM63 132V131H62ZM84 132V131H83ZM86 132H92V130L90 131V129H89V131H86ZM98 133V131H95V133ZM100 132V131H99ZM122 132H124V131H122ZM126 132H127V130H126ZM133 132V131H132ZM216 132V133H217ZM38 133H39V131H38ZM50 133V132H49ZM48 133V134H49ZM58 133V132H57ZM82 133V132H81ZM93 133H94V130H93ZM105 133H107V132H105ZM109 133V132H108ZM118 133V132H117ZM203 133H204V131H203ZM206 134V135H209V134ZM215 133V134H216ZM250 133H254L255 134V139H256V142H257V145L255 146V145H253L252 143H253V141H252V139H250L249 137L250 136H248V134L250 135ZM58 134H60V133H58ZM85 134H87V133H85ZM101 134V133H100ZM115 134V133H114ZM126 134V133H125ZM124 134V135H125ZM130 134V133H129ZM201 134H202V132H201ZM214 134V135H215ZM220 134V133H219ZM62 135V134H61ZM66 135H68V133L66 134ZM82 135H84L83 133H82ZM90 135V134H89ZM127 135H128V133H127ZM131 135V134H130ZM129 135V136H130ZM143 135V134H142ZM199 135V134H198ZM221 135V134H220ZM220 135H219V138H220ZM235 135V134H234ZM233 135V136H234ZM253 135V134H252ZM251 135V136H252ZM47 136H49V135H47ZM58 137V135L56 134V131L52 134V135H50L47 139H48V141L49 140H51L50 142H49V145L51 146V148H52V146H53V143L55 142V138H57ZM88 136V135H87ZM92 136V135H91ZM94 136V135H93ZM98 136V135H97ZM96 136V137H97ZM100 136V135H99ZM135 136H138V135H135ZM200 136V135H199ZM203 136V135H202ZM216 136V135H215ZM217 136H218V134H217ZM65 137V136H64ZM66 137H68V136H66ZM126 137H128V136H126ZM132 136H130L129 138H131ZM223 137V136H222ZM23 138H25L24 140L26 141H23ZM45 138V137H44ZM62 138H63V135H62ZM120 138V137H119ZM132 138H134V136L132 137ZM200 138V137H199ZM202 138V137H201ZM200 138V139H201ZM212 138V139H211ZM218 138V139H219ZM228 138H230V139H228ZM252 138V137H251ZM59 139V138H58ZM89 139H90V141L92 140L91 138H90V136H89ZM88 139V137H87V140H89ZM222 138L220 139V140H222V141H224ZM78 140V139H77ZM112 140H114V139H112ZM137 140V139H136ZM188 141L187 143L185 142V141ZM206 140V139H205ZM210 140H209V148L210 149H212V148H214V146L215 145H213L212 143H214V141H211L210 142ZM220 140H218L219 142H220ZM250 140L252 141V145L251 144H249L250 143ZM254 140V139H253ZM52 141H54V142H52ZM59 141V140H58ZM57 141V142H58ZM68 141H69V138H68ZM86 141V140H85ZM109 141H111V139H109ZM115 141V140H114ZM116 141H118V140H116ZM128 141V140H127ZM200 141V140H199ZM207 141H208V139H207ZM23 142H24V144H23ZM69 142H71V141H69ZM68 142V143H69ZM81 142V141H80ZM105 142H106V140H105ZM108 142V141H107ZM107 142H106V144H107ZM113 142V141H112ZM219 142H218V144H219ZM225 142V141H224ZM44 143H46V141L44 142ZM76 143V142H75ZM111 143V142H110ZM128 143V142H127ZM126 143V144H127ZM180 143H181V145H182V143L184 144V145H182V147L181 146H178V145H180ZM200 143V142H199ZM199 143H197V144H199ZM202 143H203V139H202ZM204 143H206V142H204ZM203 143V144H204ZM221 143V142H220ZM59 144H60V142H59ZM67 144V143H66ZM80 144V143H79ZM197 144H195L196 146H197ZM202 144V145H203ZM208 144V143H207ZM206 144V145H207ZM215 144H217L216 142H215ZM224 144V143H223ZM256 144V143H255ZM46 145V144H45ZM64 145V144H63ZM69 145V147H71L70 146V144H67V146ZM72 145H73V143H72ZM88 145V144H87ZM194 145V146H195ZM19 146V147H20ZM73 146H75V145H73ZM77 147H78V145H76ZM82 146V145H81ZM106 146V145H105ZM200 146H201V143H200ZM211 146V147H210ZM84 147V146H83ZM117 147V146H116ZM179 147H181V151H182V149H183V153H179V152H181L180 151V148ZM187 147H190V148H192L190 145H187ZM202 147V149L201 150H204L203 149V146H201ZM218 147H219V145H218ZM217 147V148H218ZM21 148V147H20ZM46 148V147H45ZM49 148V147H48ZM111 148V147H110ZM112 148H115V147H112ZM117 148H119V147H117ZM126 148V149H125ZM127 148H128V155L126 156V158L128 157V159L127 160H125V161H123V160H121V157L120 156H118V155H121L122 153H126V151L125 150H127ZM177 148H179V150L177 149ZM189 148V149H190ZM194 148V147H193ZM216 148V147H215ZM214 148V149H215ZM22 149V148H21ZM56 149V148H55ZM69 149V148H68ZM95 149H94V151H95ZM200 149V148H199ZM26 150V151H27ZM41 150V149H40ZM61 150V149H60ZM187 150V149H186ZM185 150V151H186ZM195 150H197L196 152H195ZM217 150V149H216ZM42 151V150H41ZM41 151H39V152H41ZM54 151V150H53ZM69 151V150H68ZM177 151H178V153H179V155L178 156H175V154L177 153ZM189 151V150H188ZM195 152V153H197V152H200L199 150H198V147H197V149H196V147L194 148V150H191L190 149V152ZM208 151V150H207ZM212 151H213V149H212ZM221 151V150H220ZM223 151H225V150H223ZM80 152V151H79ZM210 152H211V150H210ZM28 153H27V155H28ZM60 153V152H59ZM95 153H97V152H95ZM101 153V152H100ZM201 153H203V152H201ZM200 153V154H201ZM214 153H215V151H214ZM43 154V153H42ZM93 154V153H92ZM198 154V153H197ZM204 154V153H203ZM219 154H218V156H219ZM20 155V154H19ZM38 155H40V157L42 156L41 154H38ZM44 155H45V152H44ZM56 155H58L57 153H56ZM60 155V154H59ZM71 155V154H70ZM69 155V156H70ZM122 155H124V154H122ZM205 156L207 155L206 153L204 154ZM215 155H217L216 153H215ZM215 155H213V156H215ZM224 155H226V156H224ZM53 156V155H52ZM55 156V155H54ZM68 156V155H67ZM66 156V157H67ZM80 156V155H79ZM85 156V155H84ZM87 156V155H86ZM85 156V157H86ZM88 156H90V154L88 155ZM93 156H95V155H93ZM97 156V155H96ZM194 156V155H193ZM195 156H196V154H195ZM198 156V155H197ZM209 156H211V155H209ZM7 157V156H6ZM29 158V160L30 159H32L33 157L32 156H28ZM37 157V156H36ZM44 158L46 157V156H43ZM42 157V158H43ZM49 156H47V159H49V158H51V156L48 158ZM72 157V156H71ZM75 157V156H74ZM73 157V158H74ZM103 157V158H104ZM123 157V156H122ZM201 157V156H200ZM20 158H22V157H20ZM84 158V157H83ZM96 158V157H95ZM102 158V159H103ZM197 158V157H196ZM202 158V157H201ZM34 159V158H33ZM56 159V158H55ZM68 159H69V157H68ZM78 159H79V157H78ZM77 159V160H78ZM87 159V158H86ZM90 159V158H89ZM92 159H94V158H92ZM97 159V158H96ZM123 159H124V157H123ZM200 159V158H199ZM203 159H207V158H203ZM220 159V160H219ZM40 160V159H39ZM75 160V159H74ZM73 160V161H74ZM77 160H75L76 162H77ZM215 160V159H214ZM222 160V161H221ZM17 161V160H16ZM72 161V162H73ZM88 161V160H87ZM86 161V162H87ZM206 161V160H205ZM32 162H34V160L32 161ZM47 162V161H46ZM213 162H215V161H213ZM54 163V162H53ZM63 163H65L64 161H63ZM67 163V162H66ZM79 163V162H78ZM82 163V162H81ZM93 163V162H92ZM95 163V162H94ZM93 163V164H94ZM102 163V162H101ZM202 163V162H201ZM39 164H40V162H39ZM49 164V163H48ZM69 164V163H68ZM73 164H74V162H73ZM86 164H88V162L86 163ZM197 164V165H196ZM199 164H200V161H199ZM204 164V163H203ZM202 164V165H203ZM215 164V163H214ZM61 165V164H60ZM79 165H82V164H79ZM224 165V166H223ZM12 166V165H11ZM42 166H45V165H42ZM61 166H63V165H61ZM87 166V165H86ZM100 166V165H99ZM102 166V165H101ZM207 166V165H206ZM209 166V165H208ZM223 166V167H222ZM40 167H41V165H40ZM39 167V168H40ZM90 167V166H89ZM0 168H2V165H0ZM33 168H35V166L33 167ZM49 168V167H48ZM91 168V167H90ZM93 168H94V166H93ZM97 168V167H96ZM95 168V169H96ZM209 168H210V166H209ZM8 169V168H7ZM31 169V168H30ZM44 169H46V167L44 168ZM50 169V168H49ZM86 169V168H85ZM201 169V168H200ZM16 170V169H15ZM20 170V169H19ZM32 170V169H31ZM37 170V169H36ZM99 170H101V168L99 169ZM103 170V169H102ZM211 170V169H210ZM209 170V171H210ZM29 171V170H28ZM28 171L26 172V173H28ZM43 171V170H42ZM55 171V170H54ZM122 171V172H121ZM15 172V171H14ZM20 172V171H19ZM220 172V171H219ZM225 172V171H224ZM47 173H49V172H47ZM47 173H45V174H47ZM67 173V172H66ZM90 173V172H89ZM99 173H100V171H99ZM107 173V172H106ZM109 173V172H108ZM126 173V174H125ZM210 174H211V171L209 172ZM31 174V173H30ZM29 174V175H30ZM39 174V173H38ZM95 174V173H94ZM116 175H117V173H115ZM208 174V173H207ZM209 174V175H210ZM33 175V174H32ZM56 175V174H55ZM213 175V176H214ZM36 176V175H35ZM40 176V175H39ZM50 176V175H49ZM54 176V175H53ZM96 176V175H95ZM212 175H211V177H213ZM220 176H222V175H220ZM16 177V176H15ZM41 177V176H40ZM43 177V176H42ZM41 177V178H42ZM70 177V176H69ZM118 177V176H117ZM9 178V177H8ZM32 178H34V177H32ZM67 178V177H66ZM96 178H98V176L96 177ZM202 178V179H201ZM34 179H36V178H34ZM37 179H39V178H37ZM44 179H45V177H44ZM71 179V178H70ZM104 179V178H103ZM102 179V180H103ZM105 179H107L106 181L108 182V180H109V178H105ZM104 179V180H105ZM216 179L214 180V178L212 179V180H214V181H216ZM42 180V179H41ZM46 180H48V179H46ZM63 180V179H62ZM78 180V179H77ZM80 180V179H79ZM98 180V179H97ZM209 180L210 181H212L210 178H209ZM229 180V179H228ZM227 180V181H228ZM14 181H16V180H14ZM20 181V180H19ZM24 181V180H23ZM26 181V180H25ZM59 181H60V179H59ZM64 181V180H63ZM85 181V180H84ZM83 181V182H84ZM88 182H89V180H87ZM16 182H18V181H16ZM47 182H49V181H47ZM46 182V183H47ZM51 182V181H50ZM57 183H58V181H56ZM78 182V181H77ZM77 182H74L75 184L77 183ZM82 182V181H81ZM86 182V181H85ZM105 183V181L103 182V183H105V185L106 184H108V183ZM203 182V181H202ZM207 182H208V180H207ZM54 183H55V181H54ZM53 183V184H54ZM73 183V184H74ZM80 183V182H79ZM90 183V182H89ZM110 183H111V181H110ZM205 183V182H204ZM211 182H209V184H210ZM214 183H217V182H214ZM19 184V183H18ZM29 184H30V182H29ZM33 184V183H32ZM53 184H51L50 186L51 187H54V186H56L55 184H54V186H53ZM64 184V183H63ZM71 184V183H70ZM74 184V185H75ZM84 184V183H83ZM86 184V183H85ZM112 184V183H111ZM213 184V183H212ZM211 184V185H212ZM229 184V185H228ZM23 185H25V184H23ZM22 185V186H23ZM57 185H59V184H57ZM68 184H66V186H67ZM80 185V184H79ZM109 185V184H108ZM215 185V184H214ZM234 187H233V186ZM238 185H239V188H237L238 187ZM240 185H241V187H240ZM18 186V185H17ZM33 186V185H32ZM32 186H28L29 188L31 187V189H32ZM46 186V185H45ZM59 186H62V185H59ZM82 186V185H81ZM89 190H90V188H94V187H96V186H94V185H90L89 184ZM112 186H113V184H112ZM206 186H207V184H206ZM20 187V186H19ZM25 187V186H24ZM36 187V186H35ZM58 187V186H57ZM64 187H65V184H64ZM68 187V186H67ZM71 187V186H70ZM77 187V186H76ZM110 187V186H109ZM205 187V186H204ZM203 187V188H204ZM213 187V186H212ZM8 188H9V186H8ZM27 188V187H26ZM61 188H63V186L61 187ZM59 189V190H62V189ZM74 188V187H73ZM88 188V187H87ZM93 188H92V190H93ZM104 188H105V186H104ZM115 188V187H114ZM130 188V187H129ZM129 188H125V189H129ZM205 188H209V187H205ZM14 189V188H13ZM20 189H22V188H20ZM24 189V188H23ZM28 189V188H27ZM26 189V190H27ZM66 189V188H65ZM70 189V188H69ZM77 189V188H76ZM83 189V188H82ZM98 189V188H97ZM116 189H118V188H116ZM211 189V190H212ZM239 189V190H238ZM16 190V189H15ZM25 190V189H24ZM23 190V191H24ZM43 190V189H42ZM45 190V189H44ZM48 190V189H47ZM80 190V189H79ZM89 190H87V191H82L83 192V194L84 195H86L85 197H90V194L88 193L89 192ZM94 190H96L95 188H94ZM101 190V189H100ZM37 191V190H36ZM53 191V190H52ZM63 191V190H62ZM67 191H68V189H67ZM70 191H71V189H70ZM97 191V190H96ZM95 191V192H96ZM103 191V190H102ZM102 191H100L101 193H102ZM107 191H109V190H107ZM125 191V190H124ZM216 191V192H217ZM244 191V190H243ZM22 192V191H21ZM38 192V191H37ZM40 192V191H39ZM47 192V191H46ZM55 192V191H54ZM58 193H62V192H59V191H57ZM93 192V191H92ZM99 192V193H100ZM104 192V191H103ZM247 192H244L245 194H247ZM4 193V192H3ZM7 193V192H6ZM23 193H25V192H23ZM27 193H29V192H27ZM50 193V192H49ZM75 193V192H74ZM74 193H71L70 195H72V194H74ZM76 193H77V191H76ZM100 193V195H102ZM115 193V192H114ZM257 193V192H256ZM19 194V193H18ZM22 194V193H21ZM30 194V193H29ZM28 194V195H29ZM38 193H36V195H37ZM43 194V193H42ZM64 194L66 195V192H64ZM80 194H82V193H80ZM97 194V193H96ZM104 194H106V192L104 193ZM102 195V197L101 198H103V201L104 202H106L105 204L103 203V205H106V204H111L112 202H111V200H112V198L111 197H107V196H105V195ZM108 194V193H107ZM123 194H126V193H123ZM225 194V196L228 198V200H227V198L224 200V195ZM241 194V195H240ZM2 195V194H1ZM33 195V194H32ZM40 195H41V193H40ZM45 194H43V196H44ZM47 195V194H46ZM63 195V194H62ZM64 195V196H65ZM75 195V194H74ZM92 195V194H91ZM98 195V194H97ZM131 194L128 192V196H130ZM133 195V196H134ZM216 195V194H215ZM248 195V194H247ZM250 195H248L249 197H250ZM252 195V196H253ZM15 196V195H14ZM26 196V195H25ZM31 196V195H30ZM42 196V197H43ZM54 196V195H53ZM68 196H69V194H68ZM76 196V195H75ZM81 196V195H80ZM93 196V195H92ZM120 196V195H119ZM243 196V197H242ZM6 197V195L5 196H3V198H5ZM10 197V196H9ZM27 197V196H26ZM32 197V196H31ZM37 197H39V196H37ZM74 197V196H73ZM95 197V196H94ZM113 197H114V195H113ZM135 197H132V198H134L135 199ZM247 197V196H246ZM257 197H259V198H257ZM7 198V197H6ZM15 198V197H14ZM19 198V197H18ZM35 198V197H34ZM40 198V197H39ZM58 198H60V197H58ZM69 198V197H68ZM68 198H66L67 200H68ZM82 198V200L84 199L83 197H81ZM87 198H85V200L84 201H87L86 199ZM96 198V197H95ZM95 198H93V197H90V198H88V199H90L89 201H88V203H83V204H81L80 206H82V208H87L88 207V209H89V206L91 207V205H93V207L95 206L96 208V210L95 211H97V212H99V213H101V216L103 217V219H106V211H107V209L109 208H105L106 209V211L104 212V210H102L101 208H100V206L98 207L97 205H99L98 203H96V205L95 204H93V199H95ZM110 198H111V200H110ZM115 198V197H114ZM130 198V197H129ZM248 198V197H247ZM253 198V197H252ZM251 197H250V199H252ZM253 198V200H255ZM10 199V198H9ZM28 199V198H27ZM31 199V198H30ZM45 199V198H44ZM46 199H48V198H46ZM55 199V198H54ZM61 199V198H60ZM72 199V198H71ZM75 199H76V197H75ZM121 199V198H120ZM119 199V200H120ZM135 199V200H136ZM215 199H213V200H215ZM244 199V200H243ZM259 199V200H258ZM6 200V199H5ZM43 200V199H42ZM41 199L39 200V201H42ZM50 200V199H49ZM58 200V199H57ZM65 200V199H64ZM69 200H70V198H69ZM67 201V203L69 204V202L70 201ZM79 200V199H78ZM78 200H77V202H78ZM96 200V199H95ZM95 200H94V202H95ZM117 200V199H116ZM128 200V199H127ZM212 200V201H213ZM222 200V201H221ZM253 200H251L252 202H253ZM11 201V200H10ZM17 201V200H16ZM38 201V200H37ZM56 201V200H55ZM62 201V200H61ZM76 201V200H75ZM74 201V202H75ZM84 201H82V202H84ZM215 201V202H216ZM247 201H248V199H247ZM250 201V200H249ZM1 202V201H0ZM79 202H80V200H79ZM96 202H98V201H96ZM215 202H214V204H215ZM35 203V202H34ZM50 203H52V202H50ZM58 203V202H57ZM121 203V202H120ZM200 203V204H199ZM202 203V204H201ZM251 202H249V204H250ZM4 204V203H3ZM36 204V203H35ZM38 204H40L41 205V203H38ZM38 204H36V205H38ZM47 204V203H46ZM53 204H55V203H53ZM59 204H62V203H59ZM102 204V203H101ZM212 204V205H211ZM221 204V203H220ZM222 204H224V203H222ZM221 204V205H222ZM229 204V203H228ZM231 204V203H230ZM248 204V205H249ZM252 204H254V203H251V205ZM49 205V204H48ZM102 205V206H103ZM121 205H123V204H121ZM131 205V204H130ZM248 205H246V206H248ZM7 206V205H6ZM12 206V205H11ZM44 206V205H43ZM46 206V205H45ZM79 206V207H80ZM101 206V207H102ZM107 206H110V205H106L105 207H107ZM218 206H220L219 205V203H218ZM217 206V204H216V207H218ZM241 206V205H240ZM19 207H21V206H19ZM40 207V206H39ZM51 207H52V205H51ZM113 207V206H112ZM112 207L110 206V209L108 210L109 212H112ZM115 207V206H114ZM133 207V210H134V206H132ZM229 207V206H228ZM232 207V206H231ZM243 207H245V206H243ZM253 207V206H252ZM250 208V209H254V208ZM5 208H7V207H5ZM42 208H44V207H42ZM201 208V207H200ZM219 208V207H218ZM220 208H221V206H220ZM233 208H235V207H233ZM247 208V207H246ZM10 209V208H9ZM28 209V208H27ZM27 209H23V210H27ZM33 209V208H32ZM37 209V208H36ZM67 209V208H66ZM79 209V208H78ZM91 209V208H90ZM89 209V210H90ZM198 209V210H197ZM202 209V208H201ZM223 209V208H222ZM228 209V208H227ZM227 209H225L226 211H228ZM229 209H231L232 210V208H230L229 207ZM238 209V208H237ZM240 209V208H239ZM249 209V208H248ZM8 210V209H7ZM13 210H14V208H13ZM16 210H17V208H16ZM29 210V209H28ZM92 210V209H91ZM129 210V209H128ZM131 211H132V209H130ZM205 210V209H204ZM212 210V209H211ZM214 210V209H213ZM216 210V209H215ZM221 210V209H220ZM219 210V211H220ZM225 210H223V212L225 211ZM242 209H240V213L242 212V211H246V210H242ZM12 211V210H11ZM29 211H31V209L29 210ZM28 211V212H29ZM94 211V210H93ZM203 213H205V211H203V210H201ZM209 211L207 212L208 214H210L209 213ZM250 211V210H249ZM254 211H257V209L256 210H254ZM2 212H4V211H2ZM9 212V211H8ZM13 212V211H12ZM17 212V211H16ZM49 212H50V209H49ZM129 212V211H128ZM202 212H199V214L198 215H200V214H203ZM216 212V211H215ZM223 212H221V213H223ZM229 212V211H228ZM236 212H238V211H236ZM248 212V211H247ZM251 212V211H250ZM14 213V212H13ZM13 213H11V215H10V218H12L11 216H12V214ZM18 213V212H17ZM59 213L60 212H58V210L57 211H55V214H53L52 215V213L50 212V214L48 215V217L49 216H53L55 219H57V220H59V217H60V215H59ZM93 213V212H92ZM133 213H134V211H133ZM196 213V214H195ZM213 213V212H212ZM219 214H221L220 212H218ZM225 214H226V212H224ZM239 213V215H241ZM8 214V213H7ZM16 214V213H15ZM23 214V213H22ZM21 214V215H22ZM27 214V213H26ZM30 214H32V213H30ZM41 214V213H40ZM119 214V213H118ZM131 214V213H130ZM195 214V215H194ZM208 214H206V216L208 215ZM238 214V213H237ZM236 214V215H237ZM251 214V213H250ZM259 216L258 218H256L257 216ZM19 215V214H18ZM34 215V214H33ZM32 215V216H33ZM95 215V214H94ZM197 215V216H198ZM205 215V214H204ZM200 216V217H205V216ZM218 215V214H217ZM224 215V214H223ZM8 216V215H7ZM24 216V215H23ZM31 216V215H30ZM44 216V215H43ZM72 216V215H71ZM120 216V215H119ZM210 216H211V214H210ZM215 216H216V213H215ZM215 216H213V217H215ZM234 216V215H233ZM4 217H6V216H4ZM21 217V216H20ZM53 217L51 218V221L53 220ZM93 217V216H92ZM128 217H130V216H128ZM134 217V218H133ZM217 217V216H216ZM223 217H225L226 218V215L225 216H223ZM237 217V216H236ZM235 217V218H236ZM1 218V217H0ZM9 218V217H8ZM71 218V217H70ZM124 218V217H123ZM122 218V219H123ZM198 218V217H197ZM229 218V217H228ZM234 218V219H235ZM238 218V217H237ZM240 218V217H239ZM2 219V218H1ZM6 219V218H5ZM47 219V218H46ZM200 220H202L201 218H199ZM198 219V220H199ZM205 219V218H204ZM203 219V220H204ZM214 219V218H213ZM230 219V218H229ZM232 219V218H231ZM230 219V220H231ZM17 220V219H16ZM35 220V219H34ZM48 220V219H47ZM46 220V222H48ZM83 220V219H82ZM85 220V219H84ZM101 220V219H100ZM121 220V219H120ZM203 220L202 221H200V222H202L203 223ZM206 220V219H205ZM210 220H211V218H210ZM216 220H218V219H216ZM228 220V219H227ZM227 220H225V221H227ZM233 220V219H232ZM10 221H11V219H10ZM19 221V220H18ZM22 221V220H21ZM119 221V220H118ZM118 221H116L117 223H118ZM139 221V220H138ZM222 221H223V219H222ZM1 222V221H0ZM4 222H5V220H4ZM12 222V221H11ZM23 222V221H22ZM58 222V221H57ZM214 222V221H213ZM228 222V221H227ZM227 222L226 223H224V224H227ZM232 222H234V221H232ZM237 222H239L238 220H237ZM39 223V222H38ZM76 223V222H75ZM93 223H94V221H93ZM126 223V222H125ZM144 223H146V225L144 224ZM206 223V222H205ZM216 223V222H215ZM214 223V224H215ZM218 223H219V221H218ZM229 223V222H228ZM248 223H250V224H252V225H248ZM1 224H3V223H1ZM14 224V223H13ZM61 224V223H60ZM123 224H124V222H123ZM138 224H139V222H138ZM201 224V223H200ZM204 224V223H203ZM206 224H209V223H206ZM213 224V223H212ZM211 224V225H212ZM223 224V223H222ZM221 224V225H222ZM234 224V223H233ZM239 224V223H238ZM202 225V224H201ZM201 225H199V226H201ZM210 225V226H211ZM216 225H217V223H216ZM241 225V226H242ZM59 226V225H58ZM79 226V225H78ZM117 226V225H116ZM121 225H119V227H120ZM215 226V225H214ZM214 226L211 228V229H213L214 228ZM232 226V225H231ZM239 226V225H238ZM244 226V225H243ZM16 227V226H15ZM21 226H19V227H17V228H19L18 229V233H19V236L21 237V238H24V236H25V234H24V232L21 230L22 228H20ZM34 227V226H33ZM126 227V226H125ZM124 227V228H125ZM134 227V226H133ZM201 227H203V226H201ZM200 227V228H201ZM86 228V227H85ZM109 228V227H108ZM134 228H136V227H134ZM207 228H208V226H207ZM216 228H217V226H216ZM220 228V227H219ZM238 230H237V229ZM74 229V228H73ZM114 229V228H113ZM120 229H122V227L120 228ZM119 229V230H120ZM128 229V228H127ZM140 229H141V227H140ZM223 229V228H222ZM231 229H232V227H231ZM230 229V230H231ZM76 230V229H75ZM91 230V229H90ZM139 230V229H138ZM207 230L208 231H211V230H209V228L208 229H206V232H207ZM214 230V229H213ZM225 230V229H224ZM226 230H228V229H226ZM52 230H50V232H51ZM58 231V230H57ZM110 231H112V229L110 230ZM145 231V232H144ZM154 231H152V232H154ZM189 231H188V233H189ZM195 231H196V229H195ZM201 231H202V229H201ZM216 231V229L214 230V232ZM223 231V230H222ZM221 231V232H222ZM43 232V231H42ZM56 232V231H55ZM59 232H60V230H59ZM109 232V231H108ZM118 232H120V231H118ZM140 232V231H139ZM220 232V231H219ZM220 232V234H222ZM226 232V231H225ZM11 233H13L12 231H11V229L8 231V236L11 238L12 237V235L13 234H11ZM44 233V232H43ZM46 233H47V231H46ZM97 233V232H96ZM112 233V232H111ZM111 233H110V235H111ZM188 233H186L187 235H189ZM211 233V232H210ZM216 233V237L214 236V234L211 236V235H209L210 236V243H212L211 244V246H212V248L211 249H209V250H212L213 248V250L215 251V254L214 255H216V257H218L217 256V254L219 255V257L218 258H221L220 256H221V254H219L220 252H221V250H220V245H221V243L222 242H220L221 240H218L219 238L217 237L218 236V231L217 232H215ZM223 233H224V231H223ZM227 233V232H226ZM51 234H55L54 232L53 233H51ZM62 234V233H61ZM65 234V233H64ZM67 234V233H66ZM74 234H76V233H74ZM103 234V233H102ZM132 234V235H131ZM153 234V233H152ZM197 234H200V233H197ZM207 234V233H206ZM50 235V233L47 235V236H49ZM73 235V234H72ZM96 235V234H95ZM137 235H139L138 233H137ZM194 235V236H195ZM223 235V236H222ZM221 235V237L220 238H222L223 237V239H224V234H222ZM226 235V234H225ZM227 235H229V234H227ZM100 236V235H99ZM150 236H151V234H150ZM161 236H163V237H169V239H168V241H167V239H163ZM193 236V237H194ZM199 236V235H198ZM220 236V235H219ZM14 237V236H13ZM55 237V236H54ZM52 235H50V237H47V238H49V239H51V240H56L55 238H54ZM56 237H58L57 235H56ZM71 237V236H70ZM91 237V236H90ZM94 237V236H93ZM98 237V236H97ZM105 238H93L92 239V237H91V241H89V242H87L88 244H90L89 245V247H88V245H84L82 248H81V246L79 247L78 246V248H80L79 250H78V248L76 247V249H77V251H79V252H77L80 256H78V264H86L87 263V261H89V263L90 264H104V262H107L108 264H109V259H110V261L112 262L114 259H116L117 261V264H127L126 263V260H125V262L124 261H121L120 259V262H119V260H118V256L119 255H123V254H121L120 252L122 251L121 249H120V247H119V250H121L120 252H119V250H117V245L115 244V243H113L114 245H116V247L114 248V246L112 247V245L110 244L111 243V239H112V237L111 236H109V233H107L106 232V236H104ZM133 237H135V235H133ZM136 237H138V236H136ZM190 237H192L191 235H190ZM196 237V236H195ZM207 237V236H206ZM205 237V238H206ZM46 238V237H45ZM60 238H61V236H60ZM59 238V239H60ZM69 238V237H68ZM81 238V237H80ZM146 238V237H145ZM183 238V237H182ZM197 238V237H196ZM201 238V237H200ZM213 238V239H212ZM41 239V238H40ZM121 239V240H120ZM132 239H134V238H132ZM138 239H139V237H138ZM144 239V238H143ZM142 239V240H143ZM150 239H152V238H150ZM212 239V240H211ZM229 239H228V241L227 242H230L229 241ZM13 240V239H12ZM86 240H87V238H86ZM100 242H99V241ZM112 240V241H113ZM124 240V241H123ZM178 240V239H177ZM184 240H186V238L184 239ZM196 240V239H195ZM200 240V239H199ZM20 241V240H19ZM85 241V240H84ZM83 241V242H84ZM133 241V240H132ZM136 241V240H135ZM176 241V240H175ZM197 241H198V239H197ZM196 241V244L198 243ZM201 241H203V240H201ZM43 242V241H42ZM143 243H144V241H142ZM146 242V241H145ZM177 242V241H176ZM175 242V243H176ZM86 243V242H85ZM131 243V242H130ZM140 242H138V244H139ZM174 243V242H173ZM181 243V242H180ZM183 243V242H182ZM225 243H226V241H225ZM142 244V243H141ZM141 244H139V245H141ZM178 244H179V242H178ZM199 244V243H198ZM201 244H203V243H201ZM222 244H224V242L222 243ZM235 244V243H234ZM76 245V244H75ZM77 245H80V244H77ZM82 245V244H81ZM126 245V244H125ZM200 245V244H199ZM236 245H238L237 243H236ZM66 246V245H65ZM68 246V245H67ZM136 246V245H135ZM135 246H134V249H135ZM198 246V245H197ZM228 246V245H227ZM229 246H230V244H229ZM231 246H232V244H231ZM240 247H241V245H239ZM131 247V245L129 244V247L128 248H130ZM133 247V246H132ZM131 247V248H132ZM200 247V246H199ZM199 247H196V248H199ZM223 247V246H222ZM236 247V246H235ZM50 248V247H49ZM58 248V247H57ZM72 248L73 247H71V251H72ZM130 248V249H131ZM184 248V247H183ZM201 248H202V246H201ZM224 249H225V247H223ZM231 248V247H230ZM244 248H246V247H244ZM47 249V248H46ZM55 249V248H54ZM63 249V248H62ZM70 249V248H69ZM95 250L96 249V251L95 252H93V250ZM133 249V248H132ZM176 249V248H175ZM222 249V248H221ZM224 249H222V250H224ZM229 248H227V250H228ZM237 249V248H236ZM34 250V249H33ZM39 250V249H38ZM65 250V249H64ZM136 250V249H135ZM139 250H137V251H139ZM189 250V251H188ZM196 250V249H195ZM202 250H204V249H202ZM212 250V251H213ZM237 250H240V249H237ZM65 251H67V250H65ZM69 251V250H68ZM136 251V252H137ZM177 251V250H176ZM197 251H198V249H197ZM200 251V250H199ZM204 251H206V249L204 250ZM214 251H213V253H214ZM232 251V250H231ZM251 251V250H250ZM133 252V251H132ZM178 252V251H177ZM182 252H184V251H182ZM209 252V251H208ZM237 252V251H236ZM246 252H248V251H246ZM254 251H252V253H253ZM257 252V251H256ZM39 253V252H38ZM61 253V252H60ZM71 253V252H70ZM69 253V254H70ZM120 253V254H119ZM193 253H195V252H193ZM197 253V252H196ZM201 253H203V252H201ZM211 253V252H210ZM222 253V252H221ZM239 253V252H238ZM250 253V252H249ZM252 253H251V255H252ZM33 254V253H32ZM57 254V253H56ZM138 254V253H137ZM177 254V253H176ZM191 255L192 253H188V255ZM198 254V253H197ZM195 255L196 257L197 256H199V255ZM205 255H206V253H204ZM203 254V255H204ZM209 254V253H208ZM226 254V253H225ZM42 255H43V253H42ZM45 255V254H44ZM48 255V254H47ZM67 255V254H66ZM65 255V256H66ZM86 255V258L84 257ZM131 255V254H130ZM135 255V254H134ZM133 255V256H134ZM193 255V254H192ZM191 255V256H192ZM204 255V256H205ZM212 255V254H211ZM210 255V256H211ZM231 255V254H230ZM240 255H243L242 253L240 254ZM245 255V254H244ZM243 255V256H244ZM256 255H259V254H257L256 253ZM53 256V255H52ZM51 256V257H52ZM56 256V255H55ZM54 256V257H55ZM64 256V255H63ZM110 256V258H108ZM112 256L113 257H116V258H114V259H112ZM124 256H125V254H124ZM123 256V257H124ZM194 256V257H195ZM203 256V257H204ZM209 256V257H210ZM226 256H228V255H226ZM236 256V255H235ZM234 256V257H235ZM254 256V255H253ZM19 257V256H18ZM47 257H49V256H47ZM121 257V256H120ZM215 257V256H214ZM216 257L214 258V259H216ZM224 257V256H223ZM238 257H239V255H238ZM258 257V256H257ZM36 258V257H35ZM39 258V257H38ZM45 258V257H44ZM66 258V257H65ZM211 258V257H210ZM237 258V257H236ZM43 259V258H42ZM41 259V260H42ZM55 259H57V258H55ZM129 259V258H128ZM134 259V258H133ZM161 259V260H160ZM184 259V260H183ZM204 259H205V257H204ZM222 259V258H221ZM224 259V258H223ZM227 259V258H226ZM230 259V258H229ZM233 259V258H232ZM231 259V261H233ZM239 259V258H238ZM245 259V258H244ZM252 259V258H251ZM254 259V258H253ZM255 259V260H256ZM18 260V259H17ZM58 260V259H57ZM71 260V259H70ZM180 260H182L181 262H179ZM211 260H213V258L211 259ZM218 260V259H217ZM236 260V259H235ZM234 260V263L236 262ZM240 260H243L242 258H240ZM249 260V259H248ZM47 261V260H46ZM74 261V260H73ZM134 261V260H133ZM162 262V261H164V263H160V262ZM189 261V262H188ZM196 260H194V262H195ZM214 261V260H213ZM221 261V260H220ZM224 261V260H223ZM231 261H229V263L231 262ZM257 261V260H256ZM15 262V261H14ZM55 262V261H54ZM198 262V261H197ZM200 262V261H199ZM202 262H204V261H201L200 263L202 264ZM215 262V261H214ZM225 262V261H224ZM228 262V261H227ZM239 262V261H238ZM237 262V263H238ZM241 262V261H240ZM245 262V261H244ZM251 262V261H250ZM255 262V261H254ZM40 263V262H39ZM113 263V262H112ZM130 263V264H131ZM211 263V262H210ZM17 264V263H16ZM54 264V263H53ZM56 264V263H55ZM194 264V263H193ZM218 264V263H217ZM224 264V263H223ZM241 264V263H240ZM244 264H248L247 263V261H246V263H244Z\"/></svg>","mask_w":264,"mask_h":264}]
</instances>
